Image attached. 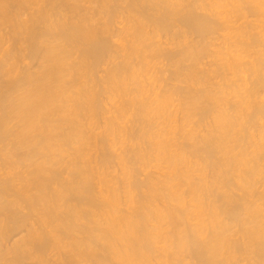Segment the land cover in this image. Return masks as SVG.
<instances>
[{"label": "bare ground", "instance_id": "6f19581e", "mask_svg": "<svg viewBox=\"0 0 264 264\" xmlns=\"http://www.w3.org/2000/svg\"><path fill=\"white\" fill-rule=\"evenodd\" d=\"M9 1L10 0H8V1L7 0H0V18L1 17L3 19L5 18L4 21L12 19L15 22V23H11V26H14V27H12V28H14V30L11 27H8L7 30H5L6 28L4 29V26L0 27L1 28L0 29V51H2V53L0 54V145L4 144L3 146H5V148L10 146V148L8 149L10 151V154H12L11 153L12 150H10V149H13V151H12L13 154L15 153V151L17 154V149H18V147H20L21 151H23V150L25 151V152L23 151L25 155L23 154V152H21V155L23 154L24 157L27 156V158L26 157L25 158L20 157V158L29 159V161H30L31 160L30 158H32L34 160V158L36 159L39 157L40 161L38 160L39 163L35 162L36 166L34 165L35 166L34 170H31L30 169L31 167H30L29 169L23 170L24 172L22 170H21L22 172L21 171H14L13 172L11 170H6V167L3 170L0 167V258H2V259L5 258V260L7 261V263L5 262L6 264H20V263L23 264L22 261H24L26 259H29V262H27L26 264H80L81 261H83V260L85 261L87 259H88L87 263L89 260H91V262L89 261V264H91L93 261L95 264H102V263H105V261L109 263V261H107L108 260L107 257L109 256L110 257L109 260H111L112 262H114V261L111 258H114V259L116 258L115 260L117 261V259H119V260H121V263L123 262L125 264H138V263H140V261L143 262V260L145 261V259L147 261L150 258L151 251H153L154 249L155 250L157 249L155 238H157L158 236H160V237L162 236L161 234H158L159 232H157L155 230L156 228L160 227L158 224L155 225L156 223L153 224L154 220L152 219V217H153V215H155L154 216L155 218L156 217L159 218V220H157L158 218L156 219L157 221L160 222L163 219L164 223H165V219H167L166 223L168 225H171V227H173L172 228L173 231L170 230L171 231L170 235L164 234V236L169 235V237H173V239L171 238L172 240L170 239V242L168 241L169 243H166V244H168V246H169L170 244L174 243V245L176 247L183 248V251H184V249H186V251L188 250L190 253H187V255L191 254L190 257L193 256V258L196 259L195 261H197L198 264H226V263H228L227 261L230 262L228 264H236V263L231 262V261H233V259L231 260V258H233V254H234L233 251L234 250L237 251L238 250L237 248H240V247L242 249V247L244 248L245 246L246 247L244 249L246 252L247 251L253 252L254 254L257 255V258L259 257L258 259L260 262L259 261H258V263L255 262L256 264H259V263L261 264V262H264V208L261 207L263 201L260 203L256 201V200H258V201L262 200L263 199L262 196L264 194L262 195L261 193H258V191L254 192L255 191L254 190L255 188L253 187L254 185L251 187L249 186L250 185L248 182L249 180L248 181L246 180L249 178L246 177V179H245V176L248 173L245 174V176H243L244 178L242 177L243 179L241 178L243 180L242 182L245 183V184H241V185H245V186H246V184H249V185L245 187L246 188L245 190L243 187L239 186L241 189L243 188L244 192L242 191L243 193L239 194L240 196H238L234 192V195L236 194V196H238V197L233 196V194H232L233 190L231 192L230 188L228 190V187H227L225 190L229 191L231 194L224 191V189L220 186L221 190L223 189V192L220 190L221 198L223 200V203H222L223 205L222 206H220V205L214 206L212 204L213 205V207L211 209L212 211L210 210L211 212H209V213H211L210 221L213 222L214 220L217 219L215 221L217 223H215V222L213 223L215 225H213L211 227V228H213V229H210L211 232H209V230L207 232L205 230L206 228H204L203 224H202V226L204 229L202 228V230H201V226H200L201 222L202 223L206 222V221H201L200 220L201 218L198 219L199 217H197L198 220L195 223L194 222L192 223L191 220L189 219L190 216H188V215H190V214H187L188 209H186V207H187V205L185 204L186 200L185 201L183 200L184 202L182 201V199L184 198V197L182 198V196H184V194H183V189L181 191L180 190L181 188L178 185L181 182V180H180V182L178 181V177H179V179H181L180 177H183V179L187 180L190 177L189 176V172H190L189 167L190 166L188 167L186 165V169L188 167V170H186L184 167L179 166L181 161L184 160L183 159L184 158L183 152L181 154L180 152H178L179 150L177 151V149H176V151H177L176 152L174 149H172V148H174L173 145L171 146V144L169 143L170 141H168L169 139L171 141L173 139V137H171V136L169 138L168 135L172 134L170 132L172 131V129H174V126H171L173 128L170 127L171 130H169V128L161 127V125H160L159 128H161V129H159L158 132H155L156 136L159 137L160 139L157 138V140L154 142L155 144L152 143V144H154L153 148L155 150V152H153V153H156V156L158 155L157 158L159 156H161V158H163V160L161 159L162 162L165 163L164 164L162 162H159V165L161 164L164 167L166 166V168H168V169L165 168L164 170L162 169L161 170L162 172H160L161 174L159 176L164 175L166 172L164 173L163 171L168 170L167 171L168 173H166V175H165V177L168 176L167 180L165 178H162V179H165V181H164V183H162V185H161V183L158 184V186H156V183H154L152 181V179L148 180L147 183H143L142 178H141L142 182H139L140 179H138V178L137 179L139 181H135L134 183L131 181L132 182L131 188H133V189L136 188V190H138L140 188L139 190H141V189L143 190L145 187H147V188H145L147 193H145V192L143 193L141 190L140 192H142V193L137 195L138 199L136 198L137 203L135 204L133 201L134 199L132 200V198H130L133 202H130L131 204L126 203L128 206L125 209L121 208L122 206L120 204L124 201H122L120 203L121 200H119L120 197H119V193H118L120 191H117L118 189L116 188L117 187L116 183H114L116 185L115 187H113L114 184L112 186L109 185L110 183L108 184L107 181L109 179H110V181H112L111 178H108V180H107V178L105 180H102L103 178L101 177L102 179H100V177H99L100 175L98 173L97 174H98L99 179H97L95 176L96 172L98 171V170H96L97 166L95 168L94 165H92L90 163L88 164V162L90 160H88L86 162L87 165H90V166H85L86 164H85L84 160H82L80 158H78V160L76 159L77 161H79V159H80L79 163H82V161H83L84 164L82 163L81 166H79L80 164L77 165V163H74V164H76L74 166L69 165L70 167H72V166L73 167L70 170L68 169L69 170V171H67L68 173H65V174H68V175L70 174V176L65 178V181H63L64 175L62 176L63 177L62 178L61 175L63 173L60 174V171H59L63 167L61 169H59V167H61L59 165H58L59 166L58 168L56 166L54 167L51 164L49 165V162H47V160H52V159H49V157H51V156H49L48 152L44 151L46 149H49V150L51 149L49 147L52 146L50 143L53 140L52 138L56 137V141H57V139L59 141V138L62 139V141H68V140H71L73 138L76 141V139H75L76 136L78 138H80V137L82 138V136H84L83 135L85 132L84 130H86L88 128L84 129L82 126V123H81L82 121H80L82 118V117H80V115H81L80 110H82V112L84 110L86 114L88 113V115L89 114L91 115L94 107L96 108L97 104L100 103V102H98L96 104L94 102L96 100L94 98V96L99 94V93H97V94L94 93L95 95L90 94V92H88V90H85V89H87V86L83 88V86L81 84H80V88H78L79 87L78 84H77L78 87L74 86V83L78 80V78L76 79V81L73 80L76 77H78V75H75V71H78L79 69L82 71V69H84L83 67H85V69H86V67L87 68H93L97 64H99V63L101 64V62H105L107 59V61L109 60L108 62H110L112 64V65L109 64L110 67L107 68V72L109 74L107 76H110L111 79L114 78L115 80L113 79V81H117L116 78L119 79V77H121V75H122V72L124 73L125 70L128 69V71H129V68H131L130 64H133L129 61V56L131 54L130 50H132L133 46L135 45V41L137 42L136 44L139 45L138 41L143 42V40H145L147 38L149 41V39L153 36H157V35L160 36L161 32H162L163 37H164V35L175 36L174 34L186 35L188 33H191V34L196 33L197 35H206L207 37H209L210 34L213 35V33H216L220 29H222L221 31H225L223 33L227 34V32H226V30H224V28L226 26H228V24H229L228 22L231 20V24H232L233 20L238 19V18H236V19L232 20L231 17L233 15V13H234V15L237 14L236 17H239V18H241V16L243 17V15L246 16V14L249 11H251V13H253L254 10H258L257 8H259L258 6L261 4L262 1L261 0H222V2H221V0H95L98 2L97 8L99 10H97V11L99 13H102V15L98 18L96 16H95L96 18H94V15H95L94 11H96V10H93V9H92L93 12H91V13H89L90 11L89 12L85 11L84 13H82V11L79 9H82L84 5L82 6L81 4H77L76 2L78 0H34L32 2V3H34L33 6H31L32 4H29L31 6V8L27 5V9H26L25 5L20 6L24 3V0H21V1L20 0H11V4ZM12 1H13V3H12ZM22 1H23V3H21V4L17 3V2H22ZM15 2H16V4H14ZM258 3H259V5H258ZM12 4L15 6L19 5L20 7L19 6L18 7L20 9L23 7L22 9H24V10L25 9L28 10V8H29V10L27 11L28 16L25 15L26 17H21V15H22V13H24V11L22 10L23 12H20L21 10L18 7L15 8V6H14L15 9H14ZM224 4H226V5L228 4V7L224 6ZM9 6H11L10 8L13 9V11H15V10L17 11V12L15 11L16 14L12 13L11 9L8 8ZM81 6H82V8H81ZM221 6H224V8L227 7L226 8L227 10H222V8L220 9L219 7H221ZM229 6H231V7L229 8ZM262 6L263 5H261V7ZM90 7H91V4H90ZM77 8H79V9H77ZM88 8H89V6L86 5L84 10H86ZM9 9L11 12L9 11ZM18 10H20V11H18ZM259 10H261V8ZM262 10H264V7L262 8ZM79 11H81V12H79ZM245 11H246V14H245ZM98 12L96 13L97 15H98ZM263 12H262V14H264ZM254 13H255V11H254ZM11 14H12V17H11ZM22 16H24V15H22ZM117 17L119 18V20L116 21L118 23V25H115L117 23H114L115 22L114 19ZM241 20H242V18H241ZM2 22H3V20H2ZM2 22H0V23H2ZM245 22H239L240 25L244 24V23L245 24L242 26L238 25L239 27H237V29L235 28L236 27L235 26L234 28L236 30L233 28L234 31H236V32H234L235 35H237L239 37L242 36L244 38H242L241 40L239 39V41L236 42V40L234 41L232 39L233 37H231V39L233 40V41L232 40L231 41L233 42L234 48L231 49L230 51L228 49L227 51H229V52L225 51L226 53H229V57H227V58L223 57V59H221L222 61L221 60H219V61L221 62L220 65H221V68L224 69V71L226 69V71H228V72L230 71L232 74L235 75V72H237V73L238 72H246L245 70L248 69L251 72V75L253 73V75L256 76L255 77L256 81L253 80V82L255 81V83H253L254 85L251 86L253 88H250L252 93L250 94L249 91H246V90H248V87H246L247 89L244 90L246 92L243 91L241 93V94H243V93L246 94L247 92H249L248 95L244 94V96L246 97L245 101L242 99L244 104L247 103L249 105L251 103L250 100L253 101L255 99V98H253L252 94H253L254 90L257 89V87H254V86H259V85H260V87L264 86V72L262 74L259 72V71L264 70V57H263L264 55L262 56V54L264 52H261V50H258V49H257L258 50L257 51L255 48H254V51L252 50L253 52H250L251 51L250 47L254 46L256 44V42L261 43L260 37H262L264 35H261V36L258 35L261 33L263 34V32L260 31L261 28H259L260 30L258 29L260 31V33H258L259 31H257V30H256L257 32L256 31L252 32L251 29L254 27L250 28L252 25L250 26V24L247 23L249 21H245ZM236 24H238V21L236 22ZM261 27H263V24ZM229 28H232V25H230ZM2 29L5 30L4 32L7 31L6 35L9 37L12 36L11 37L12 39L15 37V35H17V37H18V35H20L19 40H21L22 44H24V45L23 46L19 45V47L17 45V47H16L15 46L17 43L15 40V39H17V37H16L13 40L14 41L13 44H15L14 48H17V49L14 50L13 46L11 48L10 45H7V47L6 46L3 47V45H5V43L7 41H9V38L5 35V33H2L3 32ZM9 29H10V31H12V30L13 31L10 32ZM172 31H173V33H171ZM8 32H10V33H8ZM221 33H219V34H221ZM162 35H161V37H162ZM221 35H223V34H221ZM181 36H183V35H181ZM227 36H229V35L227 34ZM258 36H260V37H258ZM175 37L177 38L179 36L177 35ZM155 38L157 39V37H155ZM176 38L173 37L172 41H174V39H176ZM228 38H230V37H228ZM228 38H226V39H228ZM163 39H161V40L158 39L157 41L150 42L151 46H152V43L154 44V47H152L153 50H151V48H150V51H153L152 55H154L156 58L157 57H163V59L167 58V60L171 61V59L173 60L174 57L175 58L178 57L179 54H180L179 58L181 57V54H184V55H186V57L184 59L186 61L189 58V56L191 55L190 50L192 51V49H189V48H193V50L196 48L195 44H194L195 48L194 47L188 48L185 46V47H183V49H181L183 44L181 46V44L178 45V43L176 42L177 45L181 47L180 48L181 50L176 49L177 50L176 51V50L172 49V48H175V47H173V45H171L172 47L165 45V44H171L172 41L170 42V38H166L165 41H163ZM222 39H224V36L222 37ZM153 40L154 39H152L151 41H153ZM198 40H200V39H198ZM145 41H147V40H145ZM161 41H163V42H161ZM21 42H18V44H21ZM187 42H189V41H185V43H187ZM211 42L210 43L207 42V43L211 44ZM150 43H148V44L150 45ZM201 43H202V41H201ZM226 43H230V40ZM6 44H8V42ZM144 44L146 46V47L144 46L145 51H147L149 49V47H151V46H148L146 43H144ZM172 44H174V43H172ZM187 44H189V43H187ZM191 45H193V44H191ZM202 45H203V43H202ZM129 46H130V48H129ZM227 46L229 47V45H227ZM147 47H148V49L146 50ZM204 47L206 48L205 45H204ZM251 48H253V47H251ZM135 49H137V46ZM197 49H198V47H197ZM13 50H14V52L16 51L17 54H19L18 56L14 55V58L18 57L17 59H15V61L17 60L16 63H14L13 61H10L12 63H9L10 59H8V62H6L7 58H10L11 52L14 54ZM202 50H204V49L202 48ZM215 51H216V49H215ZM16 52H15V54H16ZM136 52L137 51L135 50V53ZM74 53H77L75 58H77L78 60L74 61L73 59H71V60L69 59L70 60V63H69L68 58H70V56H72V54H74ZM195 53H196V51H195ZM251 53H252V56L254 54L255 55H254V58L252 60H249L248 57H249V55H251ZM149 54H151V53L149 52ZM144 55H148V54H144ZM246 55H248L247 59H244ZM117 57H121V59L118 58V59H120V60H118ZM195 57L196 56H194V58ZM11 58H12V56H11ZM115 58L117 59V61L114 60ZM130 58H131V56H130ZM183 58L184 57L182 56V59ZM194 58L191 55L190 59L194 60ZM190 59H188V60H190ZM33 60H35L34 63H33ZM66 60H68V62ZM131 60H132V58H131ZM142 60H143V58H142ZM180 60L181 59H179V61ZM187 61H186V63H187ZM194 61H196V59ZM17 62L18 63L20 62V63L17 64ZM176 62L178 64L177 60H175L174 63H176ZM200 62L201 61H199V65H200ZM179 63L182 64L183 60L180 61ZM187 64H189V63H187ZM169 65H170V62L168 64V66ZM173 65H175V64H173ZM182 65L185 68L186 64L183 63ZM182 65H181V67H182ZM190 65H189V67L191 68L192 65L191 66ZM193 66H194V64H193ZM193 66L191 69H193ZM259 66H261L260 70H259ZM132 67H133V65H132ZM175 67H177V65H175ZM175 67L173 66L172 70L175 69ZM94 68H93V70H94ZM187 68H188V66L186 65L185 71H187ZM190 68H188V69H190ZM200 68H202V67H200ZM180 69L181 68H179V71H180ZM213 69H215V68H213ZM80 70L78 71V74H81V73H79ZM90 70H92V69H90ZM132 70H133V68H132ZM168 70L170 71V69H168ZM182 70H183V67H182ZM84 71H86V70H84ZM202 71H204V70H202ZM208 71H210V70H208ZM172 72L174 73L175 71L173 70ZM193 72L195 75V73H196L195 69H194V71H192V73ZM205 72H203V73L205 74ZM214 72H216V71H214ZM105 73H106V71H105ZM129 73H130V71H129ZM173 73H172V75H175ZM175 73H177V72H175ZM189 73H191V72H189ZM200 73L202 74L201 71H200ZM200 73L198 75H200ZM231 73H228V74H231ZM237 73H236V75H237ZM86 74H89V73H86ZM131 74H133V73H131ZM186 74H188V73L186 72ZM186 74H185V76L187 78ZM206 74H208V73H206ZM239 74H241V73H239ZM133 75H135V74H133ZM169 75L171 77L170 72H169ZM177 75H178V73H177ZM196 75H197V73H196ZM205 75H203V76H205ZM73 76H74V78H73ZM84 76H85V74H84ZM90 76L91 75H88L87 77H90ZM175 76H174V78H175ZM189 76H191V74ZM203 76H201V77H203ZM67 77H69V78L66 79ZM79 77H81V76H79ZM87 77H86V79H87ZM192 77H194V76H192ZM192 77H190V81H191ZM239 77H241V76L239 75ZM182 78H184V76ZM186 78H184V79L186 80ZM197 78H199V77H197ZM203 78H201V81L205 80L207 77L204 79ZM216 78H218V77H216ZM220 78H222V77L220 76L219 79ZM91 79H93V78H91ZM107 79H108V77H107ZM199 79H197V80H199ZM245 79L247 80V78H245ZM248 79L251 80L252 77L248 78ZM79 80L82 81L81 78ZM166 80H168V79H166ZM132 81L134 82V80H132ZM132 81H131V83H132ZM215 81L217 83L218 79ZM231 81H232V79H231ZM235 81L236 80L234 78V82ZM259 81H261L262 83ZM125 82L126 81H124L123 83H125ZM221 82H222V79H221ZM221 82L219 84H222ZM94 83L95 82H93V84ZM137 83L134 82V84H137ZM200 83L202 84L203 81ZM227 83H228V81H227ZM250 83H251V81H250ZM150 84H152V83H150ZM153 84H154V82H153ZM181 84H183V83H181ZM181 84H180V87H179V84L177 85L176 93L179 90L181 91V89L178 90V87L184 88L183 86L181 87ZM231 84L235 85V83H231ZM98 85H100V84H98ZM105 85H106V83H105ZM116 85H117V83H116ZM154 85H156V84H154ZM172 85H170V86H172ZM224 85L227 87L226 84H224ZM228 85L230 86V83ZM237 85H238V83H237ZM73 86L75 87V89L77 88L76 90L73 88L75 91H73L71 89ZM118 86H121V85L119 84ZM174 86H176V85H174ZM174 86L172 89H175ZM216 86L219 87L218 84H216ZM90 87H91V89H93L92 86H90ZM127 87L125 89H127ZM146 87H147V85H146ZM208 87L209 86H207V88ZM239 87H241V85ZM108 88H110V87H108ZM114 88H115V86H114ZM198 88H199V86H198ZM222 88H224V90H225V87L223 85L221 87V91H224V90H222ZM235 88H237V86ZM235 88H232V89L235 90ZM242 88H240V89H242ZM70 89L73 91V93L69 95L68 93L72 92ZM91 89L89 91H91ZM165 89H162L163 92L164 91L168 92L170 90L168 92L169 94L161 95V96H163L162 98L159 96L161 98L160 100L158 98L156 99V97L154 96L156 101L158 100L157 101L158 104L156 103V106H155L156 109L154 107L151 108L150 104H152V103H150V102L147 103V101H148L147 97L146 98L140 97L143 94L140 96L139 95L137 96V93H139V92H136V91L139 89H134L136 91H133V92H136V93H134V94H136V96L133 95L132 96L133 98H131L128 101H126V99H127V97H126V99H125L126 103H123L122 105H126L128 103L129 104L131 103L130 105L133 106L136 104V107L134 106V108L138 109L136 111H139V113L143 114V116L146 115V116H144V119H146L145 117L148 116L147 115L148 113H150L152 111L154 112V110H157V112L159 114L160 109L164 110L165 107L172 106V104L170 103V96H169L170 94H172V91H171L172 89H169V88L166 90ZM212 89H213V85H212ZM214 89H215V87H214ZM240 89H239V92H240ZM259 89L260 88H258L257 90H259ZM131 90H130V92H132ZM153 90H154V88H153ZM196 90H197V88H196ZM196 90L193 89V91H196ZM198 90L195 93L192 92V90H190L192 92V94L190 92H189V94H187L188 93L187 91H189V90L184 89V91H183V89H182L181 92H187L186 93L187 97L185 96L184 99L188 98L187 100L186 99L182 100L183 102L187 101L186 103L188 105V106L186 105L188 108L186 106H184L187 108L188 111H187V113H185L183 111L184 112L183 116L188 115V117H190L192 115H195V116H198L199 119L205 120V118L209 115L210 118L212 117L211 122H209V124L211 123L212 125L210 124L208 126L209 128L207 127L208 130H206V133H205V135L202 136V139H200V137H199L200 134L197 133L198 134L197 137L200 139V141H202V145L199 148L198 145H200L201 142L198 139V141L200 143L198 144V141H196L198 145L195 143L197 145V146H195L196 149L194 150V147H192L193 148L192 150H194V152L198 151V153L200 152L199 150H203V152L202 151L201 152L203 154L205 152L208 155V156L205 155L206 158L207 157L209 158L211 156H215V154H213V153H216V151H218V152L219 151H221V152L222 151H224V152L228 151L229 152L230 149L234 150V147H236V145H235L236 142L238 143L239 140L242 141L244 138V136H242L240 138L241 131L239 130L240 131L239 132V131L235 130V128H234L235 126H237L236 124H237V119L239 116L233 114L234 109L232 110L233 113H229V111H227L228 109L226 110V108H227L226 105H225V108H223V107L219 108L220 106H222L224 101L221 105L219 103H216V102L221 101L220 99H222L224 97H220V95L218 96V94L221 93V95H223L225 93L218 91V90H216V92H213L214 90L211 91L210 87H209V90L211 92L208 89L204 92L201 89H198ZM126 91H128V89ZM174 91L175 90H173V92ZM180 91L178 93H181ZM114 92H116V91H114ZM258 92L259 91H257V94H258ZM101 93H103V92H101ZM254 93L256 94V91ZM182 94L183 93H181V95ZM131 95H130V97H131ZM144 95H146V93ZM152 95H150V96H152ZM172 95H174V94H172ZM176 95L179 96V94H176ZM225 95H227V93ZM182 96H184V95H182ZM251 96L253 99L251 98ZM68 97H69V100H71V101H69L67 99ZM100 97H102V96L100 95ZM154 97H153V99H154ZM254 97L260 98L259 96L258 97L254 96ZM149 98L152 99V97H149ZM248 98H251V99H248ZM98 99L101 100L100 98H98ZM155 99L149 100V101H155ZM225 99L226 98H224V100ZM261 99L264 101V97H262ZM261 99L259 101H257L258 103H256V102L251 103L253 105L252 110L255 113V114L253 113V116H256L257 113L258 114L261 113V115H262V112L264 111V106H263L264 104L261 103V102H263V101H261ZM145 100H147V101H145ZM167 100H169V101H167ZM239 100H241V99L239 98L238 102H239ZM66 101L71 102V104L69 105V103H68V105H66V104L63 105V103H65ZM236 101H234L233 102L234 104L231 105L232 108H234L233 105H237V104L241 103V102L240 103L237 102L235 104ZM96 102H97V100H96ZM243 102H242V104H243ZM169 103L171 105H168ZM210 103L212 105H210ZM231 103H229V104H231ZM95 104H96V106H95ZM153 104H155V102ZM217 104L220 106H218ZM247 104L245 106H247ZM103 105H104V103H103ZM166 105H168V106H166ZM175 105H176V103H175ZM216 105L218 106L219 109L217 108ZM252 105H249L248 108H246L245 106L244 107H245V109H248V110L250 109V111H251ZM98 106H100V105L98 104ZM149 106H150L151 110H150ZM214 106H216L217 109H214ZM223 106H224V104H223ZM240 106L242 107L241 104H240ZM240 106H237V107H240ZM129 107L130 106H128V108ZM184 107H182V108H184ZM228 107H230V106H228ZM244 107H242V108H244ZM114 108L116 109V107H114ZM128 108L126 110H128ZM148 108H149V110H147ZM135 109L133 110L134 112H135ZM169 109L171 110V108H169ZM106 110H108V107ZM120 110L122 111V109H120ZM166 110H168V109H166ZM116 111H117V109H116ZM179 111H180V109H179ZM250 111H249V113H251ZM169 112H168V114H169ZM85 113L83 112L82 115ZM120 113L119 114L117 113V114L121 115ZM117 114L116 115L113 114V115L116 117ZM133 114H135V113H133ZM141 114H140V116H141ZM168 114H165V115H168ZM211 114H212V116H210ZM94 115H95V113H94ZM94 115H92L91 118H93ZM161 115H163V114H161ZM169 116H171V113ZM175 116H176V114H175ZM123 117H126V116H123ZM155 117H157V115L154 116V118ZM172 117L170 119H172ZM252 117L250 115V118H252ZM83 118H85V117H83ZM149 118H151V117H149ZM149 118H148V120H149ZM162 118H164V117H162ZM244 118H245V116H244ZM129 119H130L129 121H131V118H129ZM135 119H137V118H135ZM179 119L178 120L176 119L175 122L177 123V121H179ZM195 119H196V117H195ZM240 119H241V117H240ZM240 119H238V120H240ZM245 119H247V118H245ZM255 119H253V121ZM110 120H108L109 121L108 124L112 123V122H110ZM116 120L117 119H115V121ZM120 120H118V121H120ZM164 120H165V118H164ZM189 120H191V119H189ZM125 121H126V119H125ZM153 121H154V119H153ZM162 121H163V119H162ZM248 121H249V119H248ZM196 122H199V120ZM201 122H203V121H201ZM201 122H199V123L201 124ZM88 123H90V121ZM147 123L148 124H146V125L150 126L151 129H153V127L150 125V123L149 122H147ZM155 123H157V121L156 122L154 121V124ZM166 123H168V122H165V124ZM183 123L186 124L187 121L183 122ZM86 124L87 123H85V125ZM106 124L107 123H105L103 125L105 126ZM141 124L139 126H141ZM151 124H152V122H151ZM159 124L160 123L158 122V125ZM239 124H241V121ZM248 124H250V123H248ZM252 124L253 123L251 122V125ZM90 125H91V123H90ZM92 125H94V124H92ZM117 125H119L118 122H117ZM142 125H144V121H143ZM133 126H135V125H133ZM147 126H146V128H148ZM195 126L198 127L197 125H195ZM195 126H193V127H195ZM92 127H95V126H91L89 129H91ZM111 127H113V126H111ZM111 127H110V129H111ZM129 127H131V126L128 125V128ZM179 127H180V124H179ZM186 127H188V126L186 125ZM186 127H184L185 131L188 130L187 133H185V135H187L186 139H190L192 137H195L193 139H196V136H194V134H196V132L198 130L194 133L195 130L194 129L191 130V128H192L191 124L189 126L190 130H189V128L186 129ZM245 127L243 126L244 131H246V129L248 128V127H246V128ZM115 128H117V127H115ZM144 128H141V129L143 130ZM198 128L200 129V127H198ZM198 128H195V129H198ZM204 128L207 129L206 127H204ZM92 129H94V128H92ZM123 129H124V127H123ZM154 129H156V128H154ZM154 129H153V131H155ZM157 129H158V127H157ZM95 130H96V128H95ZM103 130L105 132V129H103ZM133 130L134 129L132 128V131H131L132 133L130 132L131 136L133 134V137L134 136L137 137L136 136L137 134L136 133H135L136 135L134 134V132L138 131L137 127L135 128L136 131L134 130V132H133ZM182 130L184 131V129H182ZM53 131H55L54 132V134L56 135L55 137H53V135H54L52 133ZM111 131L113 134L112 129H111ZM111 131L109 130V127H108V132H111ZM120 131H122V130L120 129ZM140 131L141 130H139V133H140ZM145 131H142V132H145ZM235 131L239 132V135H238L239 139L238 140L234 137V135L236 136V133H237V132L235 133ZM99 132H100V130H99ZM99 132H98V134L101 133V132L100 133ZM116 132H117V130H116ZM150 132H152V130H150ZM105 133H107V130ZM114 133H115V131H114ZM125 133H127V132H125ZM174 133H175V131H174ZM176 133H175V135H176ZM85 134H86V132H85ZM143 134L145 135V133H143ZM143 134H141V135H143ZM249 134H251V133L249 132ZM87 135H88V137H90V135L92 136L91 132L86 134V137H87ZM246 135H248V134L246 133ZM262 135L264 136V134H262ZM149 136H147V137H149ZM249 136H251L250 139L253 138L252 135H249ZM94 137H97V135ZM140 137H139V139H140ZM152 137L154 138V136H152ZM232 137H233V139L235 138L236 140L234 139L235 140L234 141L232 139ZM150 138H151V136H150ZM83 139H85V138L83 137ZM94 139H93V141H94ZM99 139L103 140V138H99ZM230 139L232 141H234V144L233 143L230 144V141H229ZM104 140H106V138ZM78 141H80V140L78 139L77 143H78ZM96 141L98 142V140H96ZM110 141H111V139H110ZM176 141L177 140H175V142ZM259 141H260V139L258 141L256 140L257 143ZM263 141L260 142L259 144H262ZM53 142L55 143V139ZM81 142H83V141H81ZM151 142H153V141H151ZM101 143H102V145H104L103 144L104 142H101ZM143 143H145V141H143ZM257 143H254L255 147H256ZM98 144H99V142H98ZM113 144H114V142H113ZM150 144H146V145L149 147ZM193 144L194 143H192V146H193ZM243 144H240V145H243ZM56 145H54L55 148H56ZM135 145H137V143ZM138 145L140 146V143ZM240 145L237 144V146H239V149L241 147ZM262 145H260V146H262ZM60 146H62V145H60ZM91 146H92V144H91ZM139 146L137 148H139ZM96 147H97V148H95L96 150L100 149V148H98V146H96ZM148 147H144V150H145V148L148 149ZM151 147H152V145H151ZM197 147L199 149H197ZM259 147H256V148H258V150H259ZM69 148H70V146H69ZM80 148H82V146ZM103 148L104 147H102V149ZM107 148H108V146H107ZM112 148H113V146H112ZM184 148H186V146ZM242 148L244 149L246 147L243 146ZM260 148L262 149L263 147H260ZM14 149H16V150L14 151ZM83 149H85V147H83ZM86 149L88 150V148H86ZM131 149L133 151L137 150L136 147H135V149H134V147H132ZM246 149H244V150L246 151ZM254 149H253V152L255 151ZM105 150H107V149H105ZM108 150L106 151V153L110 152V151L108 152ZM129 150H127V151L129 152ZM149 150H150V147H149L148 151ZM154 150H151V152ZM171 150H174L175 152L174 151L172 152ZM192 150H191V152H193ZM6 151H7V149H6ZM100 151H101V149H100ZM148 151H147L146 155L149 154ZM55 152H57V151L55 150ZM95 152H97V151H95ZM140 152H142V151H140ZM151 152H150V154H151ZM1 153L3 154V152H1ZM106 153H101V154L103 155ZM236 153H237V151H236ZM257 153H259V152H257ZM57 154H58V152H57ZM57 154L55 153L56 156H57ZM59 154H60V152H59ZM59 154H58V156H60ZM80 154L83 156L82 153H78L79 156H80ZM109 154H111V153H109ZM114 154H115V152L112 155L114 156ZM136 154H135V156H137L136 158L139 160L146 157L145 155L143 157L141 155L139 156ZM9 155L7 153V155H4V156L6 158ZM118 155H120V154H118ZM200 155H202V154H200ZM243 155L244 154H242L241 156H243ZM13 156H15V155H13ZM47 156H48V158H47ZM62 156H64V155H62ZM107 156H108V154L104 155L105 158L102 156L103 157L102 159L106 160L108 158ZM128 156H130V155H128ZM91 157H93V156H91ZM94 157L97 158V156H94ZM100 157L98 159L101 161ZM153 157H152V160H153ZM257 157L259 158V156H257ZM9 158H10V156L8 158H6V160H8ZM20 158H18V159H20ZM61 158H63V157H61ZM83 158H85V157L83 156ZM136 158H134V157L132 158V156H131V158H130V160L132 159L131 163H132L133 159L136 160ZM206 158H204V159H206ZM229 158L230 157H228L227 161L229 160ZM240 158L241 159L238 158L240 160V164H241V161H242V164L245 161H249L246 159L244 160L243 159L244 156H243V158L242 157H240ZM251 158H252V156H251ZM254 158H256V156ZM15 159L13 160L14 162H16ZM18 159H17V162H18ZM58 159L57 160L59 162L60 158H58ZM202 159H203V157H202ZM211 159H212V157H211ZM211 159H210V161H212ZM213 159H214V157H213ZM215 159H216V161H218V157H216ZM57 160H55V164H56ZM104 160H102L101 163H103ZM192 160H193V158H192ZM232 160H233V157H232ZM3 161H5V159ZM13 161L11 160L8 162L10 166H11L10 162H13ZM26 161L27 160H25V162ZM97 161H96V163H97ZM235 161H236V159H235ZM17 162H16V164H18ZM110 162H111V160H110ZM119 162L123 163V159H122V161H119ZM220 162H223V161H220ZM4 163L2 165H4ZM35 163L33 162V164H35ZM106 163H107V161H105V164ZM122 163H121V166L122 165L124 166L125 162H124V164H122ZM213 163H215V162H212L211 164H213ZM14 164H12V165H14ZM33 164L31 163L32 166H33ZM185 164H187V162H185ZM189 164H192V162H190ZM234 164H237V162ZM245 164H246L245 165V167H246L248 162L247 163L245 162ZM117 165H118V163H117ZM225 165H226V163H225ZM10 166L8 168H12ZM99 166H98V168H100ZM143 166H145V165H143ZM147 166L148 165H146L145 167H147ZM219 166H220V164L218 165V167ZM221 166H222V163H221ZM66 167H67V165L65 166V168ZM139 167H140V165H139ZM208 167H212V166L210 165ZM242 167H244V166H242ZM65 168H64V170H65ZM94 168H95L96 172L93 171ZM182 168L184 169V171H189V172L184 173ZM254 168H257L256 165ZM159 169H160V167H159ZM222 169H226V168H222ZM250 169H252V166L247 171L250 172ZM12 170H14V169H12ZM124 170H125V168H123V171ZM148 170H149V168H148ZM219 170H221V169H219ZM242 170L240 169V171H242ZM252 170H251V173H252ZM130 171H129V173H130ZM133 171L136 172L135 167H134V170H132V172ZM141 171H142V169H141ZM146 171H147V168H146ZM152 171H154V170H152ZM65 172H66V170H65ZM125 172H126V170H125ZM246 172L243 171V173H246ZM149 173H148V175H150ZM200 173H198V174H200ZM136 174L138 176V173H136ZM157 174H155V175H157ZM195 175H197V174H195ZM248 175L251 176L250 173ZM59 176L61 177L62 180L60 179ZM107 176H109V175H107ZM239 176H237V179ZM65 177H66V175H65ZM114 177H115V175H114ZM202 177H205V176H202ZM123 178H125V177H123ZM132 178H133V176H132ZM145 178L147 179V177H145ZM176 178H177V180H176ZM130 179L131 178H129L128 180H130ZM137 179L135 178V180H137ZM153 179H154V177H153ZM192 179L194 180V177ZM229 179H233V178H229ZM244 179H245V181H244ZM113 180H115V179H113ZM122 180L124 181L125 179H122ZM218 180H219V176H218ZM156 181H157V179H156ZM225 181H223V182H225ZM246 181H247V183H246ZM118 182H121V181H118ZM159 182H160V179H159ZM161 182H163V181L161 180ZM188 182H189V184H188ZM188 182H187V184L189 186L188 189L192 188V191L189 190L188 192L191 191V193H192L191 195L193 196V194H194V195H196L195 197L197 198L200 187L196 186L195 183H192V180L188 181ZM229 182H231V181L229 180ZM258 182H259V180H258ZM53 183H54V186H52ZM143 184H145V185H143ZM192 184L195 186H193ZM219 184H221V182ZM227 184H228V181H227ZM239 184H240V182H239ZM126 185H127V183H126ZM129 185H131V184H129ZM142 185L145 187H141ZM216 186H218V185H216ZM222 186L224 187V185H222ZM226 186H229V184L226 185V183H225V187ZM202 187H203V184H202ZM231 187H232V185H231ZM247 187H250V190H252V192H253L252 193L250 190H248L249 191V192L247 191L249 193L248 197L250 194L254 195V193H256L257 195L258 194H260V195H258V197H257V195H255L256 199L254 197H250V198H252V200L250 198H246L247 194L245 195V191L247 190ZM252 187H253V189H251ZM49 188L52 190L50 191ZM178 188H180V189H178ZM145 189H144V191H145ZM120 190H122V189H120ZM158 190H159V195L162 192L160 190H164V191L166 190L165 195H164V192H162L163 194L161 193V195L165 196V197L164 196L161 197L162 199L165 198V199H163L164 201L166 200V198H169L170 200L176 199L175 203L178 202L177 204H179L180 206L176 205L175 203H170L168 200V202H166L165 205L168 203L171 205H169V204L166 205L165 209L162 206V208H161L162 210L157 209V208H155L153 210L152 209L153 206H152V208L150 206H151L152 200L154 201V197L156 195L155 193H156V191L158 193ZM210 190H211V188H210ZM212 190H213V188H212ZM214 190H216V187ZM124 191H122L123 194H124ZM127 191H128V188H127ZM127 191H125L126 194L129 192V195L127 196V198L129 196L133 197V195L130 194V192H132L131 189H130V191H128V192ZM216 191L218 192V188ZM236 191H238V190L236 189ZM137 192H139V191H137ZM209 192L210 191H208V193ZM215 192H214V194H215ZM135 193L136 192H134V194ZM191 195H189L190 198H193V197H191ZM253 195H251V196H253ZM157 197H159V196H157ZM157 197H156V199H157ZM214 198H216V196ZM130 199H129V201H130ZM174 200H173V202H174ZM201 200H202V198H201ZM201 200H200V202H201ZM126 201H128V200L126 199ZM212 202L214 203L213 200H212ZM155 203H157V201ZM155 203H154V205H155ZM163 203L161 202L162 205H164ZM256 203H259V204H256ZM158 204H156V205H158ZM200 204H202V203H200ZM181 205H182V207H181ZM196 205H198V204L196 203ZM205 205H207V204H205ZM200 206L201 205H199V207ZM202 206H203V204H202ZM155 207H157V206H155ZM191 210L192 209L190 208V211ZM199 210L198 211L195 210V211L199 212ZM157 211H158V214H155ZM241 211L243 213H241ZM221 212L222 213L224 212L225 214H227L226 217L230 218L231 221H233L234 223L237 222L238 225L240 223V225H241L240 230H241L242 238H240V235H239L240 233L239 234L236 233V234H238V236H235L234 233L232 235H231V233L228 234L227 231L230 230L232 232L233 230H235L237 224L235 223V225L233 226L234 229L232 228L233 230H231V228H229V226H227V225L229 224L231 227V225H233V224L231 222H229L230 219L229 220L225 219V221H228V223L223 221L224 219L221 220L219 218V215ZM194 214H196V213H194ZM202 214L199 213V215H202ZM94 217H96V218H94ZM98 217H100V218L98 219ZM101 217H103V218H101ZM224 218H225V216H224ZM100 219L101 220L103 219V220L101 221ZM151 220H153L152 224L149 223ZM203 220H205V219H203ZM210 224H212V223H210ZM240 225H239V227H240ZM163 226L166 227V225H162V227ZM150 228H155V229H153V231L155 230L156 233H154L153 231L151 232L150 230H152V229H150ZM166 228L171 229V228H169V226ZM203 230H205L204 231L205 235L203 234ZM168 231H166V232H168ZM170 231H169V233H170ZM235 231L237 232V230H235ZM166 232H164V233H166ZM208 233H210V234H208ZM75 234H76V236H75ZM77 235H78V237H77ZM229 235H231V237L234 235L238 241L236 240V238L235 239H234V237L231 238ZM164 236H162V237H164ZM160 237H158L157 240L159 239V241H160V239H162V237L161 238ZM166 238H168V237H166ZM166 238H164V239H166ZM238 238H240V240ZM168 239H166V240H168ZM244 239L246 240V244H245ZM241 240L244 241V244H242L244 246L241 245V242H243ZM239 241H241V242L239 243ZM96 243L100 244L101 251L102 252L106 251V253H108V256L107 255H98L97 253L94 252V250L92 249V245L96 244ZM163 244L160 243V245L163 246L162 248H164V245H165V244L164 245ZM67 245H69L71 247V249L69 250V253L67 254V252H65L67 250H65L64 251L65 254L63 253L64 254L63 257L62 258L59 257L62 255L61 254L62 252H60L61 249ZM170 246L172 247L173 245H170ZM1 247H3V248H1ZM176 247H175L176 251L182 250V249H178V248H177L178 249L177 250ZM98 248L99 247H96L97 250H98ZM100 248H99V250H100ZM63 249H62V251H63ZM94 249H95V246H94ZM241 249H239L238 251L240 252ZM244 249H242V250L244 251ZM159 250H160V248H159ZM243 251H242V253H243ZM161 252H162V250H161ZM173 252L175 253V251H172V253ZM179 252H177V253H179ZM155 253H156V251H155ZM157 253H160V252H157ZM169 253L170 252L168 251V254ZM172 253H170V254H172ZM240 253H238L239 254L238 256H240ZM7 254H11V256L8 257ZM175 254H173V255H175ZM245 254H247V253H245ZM245 254H244V256H246ZM153 255L151 258H153ZM157 256L155 255V257H157ZM160 256H162V255H160ZM163 256L165 258L166 255H163ZM236 258L238 259L239 257H236ZM240 258L237 261H240ZM161 259H163V258H161ZM166 259H168V258H165L164 260H166ZM171 259H173V258H171ZM184 259H186V258L183 257V261L185 262ZM244 259H246V258H244ZM58 260H59V262H58ZM164 260L162 262H164ZM181 261H182V259H181ZM162 262H160V264ZM174 262H177V261L174 260ZM234 262H235V259H234ZM1 263H2V261H1ZM84 263H86V262H84ZM119 263H120V261H119ZM119 263L117 261V262H114L113 264H119ZM171 263H173V261ZM178 263H179V260H178ZM255 263H252V264H255ZM109 264H111V262ZM162 264H170V263L168 260H166L165 263H162ZM181 264H182V262H181Z\"/></svg>", "mask_w": 264, "mask_h": 264}, {"label": "rangeland", "instance_id": "374dc122", "mask_svg": "<svg viewBox=\"0 0 264 264\" xmlns=\"http://www.w3.org/2000/svg\"><path fill=\"white\" fill-rule=\"evenodd\" d=\"M8 1V0H7ZM21 1V0H20ZM34 0H24V3H23V1L22 2H17V3H19V4H21V3H23L22 5H20V6H23V5H25L26 6V9H27V5L31 8V6H33V4L34 3H32ZM262 1V2H261ZM260 2H261V4L259 5V3H258V7L259 8H257L258 10H254L255 11V13H254V11H253V13H251V11H247L248 13V15L246 14V11H245V14H246V16L245 15H243V17L241 16V18H242V20H241V18H239V17H236V15L237 14H235L234 15V13H233V15H232V20L233 19H236V18H238L237 20H233V22H232V24H231V20L227 23L228 24V26H226L225 28H224V30H226V32H227V34L229 35V36H227V34L226 33H223V32H225V31H221L222 29H220L219 31H217L216 33H213V35L212 34H208L209 35V37H207L206 35H197L196 33H188V34H186V35H184V34H177L179 37H175V36H177L176 34H174L175 36H173V35H164V37H163V35H162V32H161V34H160V36L159 35H157V36H153V37H151L150 39H149V41H148V38L147 39H145V40H147V41H145V40H143V42L144 43H146L148 46H151V43L150 42H154V41H157L158 39H163V41H165V39L166 38H170V42L173 40V37L174 38H176V39H174V41H172L171 42V44H165L166 46H170V47H172L171 45H173V47H175V48H172L173 50H176V49H180L181 47L180 46H178V45H180L181 44V46H182V44H183V46H182V48L181 49H183V47H194V44H195V49L193 50V48H189V49H192V51L190 50V52H191V55H192V57L194 58V56H196L195 58H194V60L196 59V61H194L193 59H190L191 58V55L189 56V58L188 59H190V60H186L187 61V63H189V64H187L186 63V61L184 60L185 59V57H186V55H184V54H181V57L179 58V56H180V54H179V56L178 57H174V61L171 59V61H169V60H167V58H164L163 59V57H155L154 55H152V53H153V51H150V48H151V50H153V48L152 47H154V44L152 43V46L151 47H149V49H148V47L146 48V50L147 51H145V44L142 42V41H138V44L139 45H137L136 43V41H135V45L133 46V48H132V50H130V56H131V58H132V60H131V58H130V56H129V61L131 62V63H133V64H130V66H131V68H129V71H130V73H129V71H128V69L127 70H125L124 71V73L122 72V75H121V77H119V79H117L116 78V80L119 82H117V81H113V79H111V77L110 76H107V75H109L108 74V72H107V68H109L110 67V65H112L110 62H108L107 61V59H106V61L105 62H101V64L99 63V64H97L96 66H94L93 68H94V70H93V68H87L86 67V69H85V67H83L84 69H82V71L80 70V72L79 73H81V74H78V71H75V75H78V77H76L75 75V79H73V80H75L76 81V79L78 78V80L74 83V86H76V87H78V88H80V84L83 86V88L84 87H86L87 86V89H85V90H88V92H90V94H93V95H95L94 93H99L102 97H100V95L99 94H97V95H95L94 96V98L97 100V102H96V100L94 101L96 104L98 103V102H100V103H98L100 106H98V104H97V106H96V104H95V106H96V108L94 107V109H93V112L95 113V115H94V113L92 112V114L90 115H88V113L86 114L85 113V111L83 110V112L85 113V114H83L82 115V110H80L79 112H80V117H82L81 118V120L80 121H82L81 123H82V126H83V128L84 129H86V128H88V129H86V130H84L85 132H86V134H88V133H90L91 132V134H92V136L90 135V137H88V135H87V137H86V134H85V132H84V136H82V138L80 137V138H78L77 136L75 137V139H76V141L73 139H71V140H68V141H62V139H60L59 138V141H58V139H57V141H56V135L54 134V132L55 131H53L52 133L54 134H52L53 135V137H55V138H52L53 140L50 142L51 143V147H49V148H51L50 150L49 149H46V150H44L45 152H48L49 153V156H51V157H49V159H52V160H47V162H49V165L51 164V165H53L54 167L56 166L57 168L59 167V166H61V167H59V169H61L62 167V169L61 170H59L60 171V174H62L61 175V177L64 175V179H63V181H65V178H67L68 176H70V174L68 175V174H65V173H68L67 171H69L74 165H76V164H74V163H77V165H79V166H81L82 165V163L84 164V162H85V166H90V165H87V161L88 160H90L89 162H88V164L90 163V164H92V165H94L95 166V168H96V166H97V168H98V166L100 167V168H96V170H98L97 172L95 171V168L93 169V171H95L96 172V178L97 179H99V177H100V179H102V180H105L106 178H107V180H108V178H111V180L112 181H110V179L107 181V183L109 184V185H113L114 183H116V185H117V191H120V192H118L119 193V197H120V199L119 200H121L120 201V203L122 202V201H124V202H122L120 205L122 206H120L121 208H123V209H125V208H127V204L126 203H130V202H133L134 201V203L136 204L137 202H136V198L138 199V194H140V193H147V191H146V189L145 188H147V187H145V186H143V185H145V184H143L141 187H145L144 189H145V191H144V189L142 190V192H140L141 190H136V188L135 189H133V188H131L132 187V182L134 183L135 181H139L138 179H140V181L139 182H142L141 181V178L143 179V183H147V181L148 180H151L152 179V181L154 182V183H156V186H158V184H160L161 183V185H162V183H164V181H165V179L167 180V178H168V176H166L165 177V175H166V173H168L167 171L168 170H165V171H163L164 173V175H161V176H159L161 173L160 172H162L161 170L163 169H165L166 168V166L164 167L163 165H159V162H162V160H163V158H161V156H159L158 158H157V156H156V153H153V152H155V150H154V148H153V145L155 144L154 142L157 140V138L158 139H160L159 137H157L156 136V133L155 132H158L159 131V129H161V128H159L160 127V125H161V127H167V128H169V130H171V128H173V127H171V126H174V129H172V131L170 132V133H172V134H169L168 135V137L170 138V136L171 137H173V139H172V141L169 139L168 141H170L169 143L171 144V146L173 145V147L174 148H172V149H174L175 151H176V149H177V151L178 152H180L181 154H182V152H183V159L185 160H183V161H181V165L179 164V166L180 167H184L185 169H186V165L189 167V171H184V169H183V172L184 173H188L189 172V180L188 181H191L192 180V183H195V185L196 186H199L200 188V190H199V193H198V197L196 198L195 196L196 195H194L193 194V196L191 195L192 193H191V191H192V188L191 189H188L189 188V186H188V184H189V182L187 181V180H185V179H183V177H180L181 179H179V177H178V181L180 182V180H181V182L178 184L179 186H180V188H178V189H180L181 191H182V189H183V194H184V196H182V201L184 200H186L185 201V204L187 205V207H186V209H188V213L187 214H190V215H188V216H190L189 217V219L191 220V222L193 223H195V222H197V220L198 219H200L201 221H206L205 223H202L201 221V230H202V228H203V226H204V228H206L205 230L208 232V230H209V232H211L210 231V229H213V228H211L213 225H215V224H213L216 220H214L213 222H211L210 221V219H211V217H210V215H211V213H209V212H211L212 210V207H213V205L214 206H222L223 204V200H222V198H221V193H220V190H221V187L224 189V191H226L225 189L228 187V190H229V188L231 189L230 191L232 192V190H233V192H232V194H233V196H235V197H238V196H240L239 194H242L244 191H243V188H244V190L246 189L245 187L246 186H248L249 184V186L251 187V186H253L255 189V191L254 192H256V191H258V193H261L262 195L264 194L263 192H264V136L262 135V134H264V111L262 112V115H261V113H257L256 114V116H253V113H254V111L252 110L253 109V105L251 104V103H254V102H256V103H258L257 101H259L262 97H264V86L262 87H260V85L259 86H254V87H257V89L258 88H260L259 90H257V89H255L254 90V92L256 91V94L253 92V94H252V96H253V98H255L253 101L252 100H250L251 101V103L249 104V105H252V108H251V111H250V109L248 110V109H245V107L246 108H248V104L247 103H245L244 104V102L242 101V99L245 101V96H244V94L245 93H243V94H241L244 90H246L247 88L246 87H248V90H246V91H249L250 92V94L252 93V91L250 90V88H253V87H251V86H253L254 84L253 83H255V77L256 76H254L253 75V73H252V75H251V72L248 70V69H246L245 71L246 72H235V75H236V73H237V75L235 76L234 74H232L230 71L228 72V71H226V69H225V71H224V69L223 68H221V62L219 61V60H221V59H223V57L224 58H227V57H229V53H226L225 51H227L228 49H229V51L231 50V49H233L234 47H233V40L235 41L236 40V42L237 41H239V39L241 40L242 38H244V37H239V36H237V35H235V33L234 32H236V31H234V29L236 28L237 29V27H239L238 25H240V23L239 22H245V21H249V22H247L248 24H250V28H252V27H254V28H252L251 29V31L252 32H255L256 30L257 31H259L260 29L259 28H261V32H263V34L261 33V34H258V35H264V14H262V12L264 11V10H262V8L264 7V0H261ZM10 2V4H11V0L9 1ZM79 2V3H78ZM221 2H222V0H221ZM12 3H13V1H12ZM77 4H81L82 6H83V8H82V6H81V8L82 9H79V8H77V9H79V10H81L82 11V13H84L85 11H90L89 13H91V12H93V10H96V11H94V13H95V15H94V18H98V17H100L101 15H102V13H99L97 10H99L98 8H97V5H98V2L97 1H95V0H78L77 2H76ZM83 3V4H82ZM14 4H16V2L14 3ZM29 4H32L31 6L29 5ZM88 5L89 6V8L88 9H86V10H84L85 9V7H86V5ZM90 4H91V7H90ZM9 5V4H8ZM13 5V4H12ZM18 5V4H17ZM230 5V4H229ZM261 5H263L262 7H261ZM14 6L15 5H13V8H14ZM19 6V5H18ZM18 6H15V8H17ZM19 6V7H20ZM80 6V5H79ZM93 6V7H92ZM96 6V7H95ZM224 6H227L228 7V4L226 5V4H224ZM224 6H221V7H219L220 9L222 8V10H227L226 8H224ZM11 6H9L8 8H10ZM18 7V8H19ZM231 6H229V8H230ZM14 8V9H15ZM23 8V7H22ZM20 9V10H18V11H20V12H23L24 11V13H22V15H24V16H22L21 15V17H26V16H28V14H27V11L29 10V8H28V10H24V9ZM228 8V9H229ZM233 8V7H232ZM261 8V10H259ZM11 9V8H10ZM10 9H9V11H10ZM93 9V10H92ZM23 10V11H22ZM11 11H12V13L13 14H16L15 13V11H13V9H11ZM10 11V12H11ZM26 11V12H25ZM81 11H79V12H81ZM17 12V11H16ZM98 12V15L96 14ZM264 13V12H263ZM261 14V15H260ZM26 15V16H25ZM256 17H255V16ZM263 15V16H262ZM96 16V17H95ZM239 16V15H238ZM259 16V17H258ZM10 17V16H9ZM11 17H12V14H11ZM235 17V18H234ZM246 17V18H245ZM249 18V19H248ZM258 18V19H257ZM258 21H257V20ZM0 22H2V20H3V22L2 23H0V27L2 26H4V29L5 30H7L8 29V27H14V26H11V23H15L14 22V20H6V21H4L5 20V18L3 19L2 17L0 18ZM115 20V22L114 23H117L116 21H118L119 20V18L117 17V18H115L114 19ZM245 20V21H244ZM13 21V22H12ZM238 21V24H236V22ZM253 21V22H252ZM10 22V23H9ZM253 24H252V23ZM258 22V23H257ZM246 23V22H245ZM244 23V24H245ZM244 24H241L240 26H242V25H244ZM247 24V25H248ZM259 24V25H258ZM262 24H263V27H261L262 26ZM7 25V26H6ZM115 25H118V23L117 24H115ZM230 25H232V28H229L230 27ZM234 25V26H233ZM236 26V27H235ZM260 26V27H259ZM235 27V28H234ZM10 28V29H11ZM234 28V29H233ZM1 29V28H0ZM10 29H9V31H10ZM13 30H14V28H12ZM231 31H230V30ZM235 29V30H236ZM259 29V30H258ZM3 30V29H2ZM5 30H3V32L2 33H5V35L7 34V31L6 32H4ZM12 30V31H13ZM229 30V31H228ZM12 31H10V32H12ZM174 31V30H173ZM173 31L171 32V33H173ZM256 31V32H257ZM260 31L258 32V33H260ZM10 32H8V33H10ZM222 32V33H221ZM219 33H221V34H223V35H221V34H219ZM17 34V33H16ZM196 34V35H195ZM9 35V34H8ZM22 35V34H21ZM161 35H162V37H161ZM181 35H183V36H181ZM192 35V36H191ZM196 37H195V36ZM7 36V35H6ZM14 36V35H13ZM171 36V37H170ZM173 36V37H172ZM181 36V37H180ZM188 36V37H187ZM224 36V39H222V37ZM260 36H258V37H260ZM8 38H9V41H7L8 42V44H6L5 43V45H3V47L4 46H6L7 47V45H10L11 46V48H12V46H13V49L15 50V49H17V48H14L15 46L17 47V45H18V47H19V45H24V44H22V42H21V40H19V37H20V35H18V37H17V35H15V37L14 38H16L17 37V39H15L16 40V45L15 44H13L14 43V38L12 39L11 37H9V36H7ZM155 37H157V39L155 38ZM166 37V38H165ZM187 37V38H186ZM228 37H230V38H228ZM231 37H233L232 39H231ZM172 38V39H171ZM183 38V39H182ZM226 38H228L229 40H230V43H226V42H228L229 40L228 39H226ZM238 38V39H237ZM246 38V37H245ZM21 39V38H20ZM152 39H154L153 41H151ZM156 39V40H155ZM198 39H200V40H198ZM259 39V38H258ZM262 39V40H261ZM12 40V41H11ZM159 40V41H160ZM177 40V41H176ZM206 42H205V41ZM228 40V41H227ZM232 40V41H231ZM264 36H262V37H260V41H261V43L260 42H256V44L254 45V46H251V47H253V48H251L250 47V49H251V51L250 52H253L254 51V48L257 50H261V52H264L263 50H264ZM163 41H161V42H163ZM169 41V40H168ZM185 41H189V42H187V43H189V44H187V43H185ZM198 41V42H197ZM201 41H202V43H203V45H202V43H201ZM212 41V42H211ZM225 41V42H224ZM18 42H21V44H18ZM141 42V43H140ZM178 43V45H177V43ZM184 42V43H183ZM207 42H211V44H209V43H207ZM235 42V43H236ZM148 43H150V45L148 44ZM172 43H174V44H172ZM205 43V44H204ZM213 43V44H212ZM13 44V45H12ZM26 44V43H25ZM176 44V45H175ZM187 44V45H186ZM191 44H193V45H191ZM197 44V45H196ZM226 44V45H225ZM258 44V45H257ZM15 45V46H14ZM175 45V46H174ZM190 45V46H189ZM200 45V46H199ZM204 45L206 46V48L204 47ZM211 45V46H210ZM227 45H229V47L227 46ZM9 46V47H10ZM136 46H137V49H135L136 48ZM145 46V47H144ZM21 47V46H20ZM142 47V48H141ZM197 47H198V49H197ZM239 47V46H238ZM258 47V48H257ZM129 48H130V46H129ZM201 48V49H200ZM202 48L204 49V50H202ZM260 48V49H259ZM137 51L136 53H135V50ZM140 49V50H139ZM180 49V50H181ZM215 49H216V51H215ZM14 50H13V52H14ZM219 50V51H218ZM253 50V51H252ZM257 50V51H258ZM132 51V52H131ZM140 51V52H139ZM145 51V52H144ZM177 51V50H176ZM195 51H196V53H195ZM229 51H227V52H229ZM16 52V51H15ZM15 52H14V54L11 52V56H12V58H11V56H10V58H7V61L6 62H8V59H10L9 60V63H12V62H10V61H13L14 63H16V61H15V59H17V58H14V55L15 56H18L19 54H17V52H16V54H15ZM149 52L151 53V54H149ZM218 52V53H217ZM221 52V53H220ZM2 53V51H0V54ZM76 54L77 53H74V54H72V56H70V58H68V60L70 59H73L74 61L75 60H78L77 58H75L76 57ZM144 54H148V55H144ZM197 54V55H196ZM200 54V55H199ZM254 54V53H253ZM75 55V56H74ZM152 55V56H151ZM194 55V56H193ZM255 55V54H254ZM254 55L252 56V53H251V55H249V57H248V59L249 60H252L253 58H254ZM264 55V53L262 54V56ZM134 56V57H133ZM142 56V57H141ZM146 56V57H145ZM154 56V57H153ZM182 56L184 57L183 59H182ZM247 56L248 55H246L245 56V58L244 59H247ZM73 57V58H72ZM202 57V58H201ZM264 57V56H263ZM75 58V59H74ZM118 58H120L121 59V57H117V59ZM134 58V59H133ZM142 58H143V60H142ZM146 58V59H145ZM148 58V59H147ZM155 58V59H154ZM12 59V60H11ZM117 59L115 58L114 60L115 61H117ZM120 59H118V60H120ZM166 59V60H165ZM179 59H181L180 61H182L183 60V63L184 64H186L187 66H188V68H190L189 67V65L191 64L192 66H193V64H194V66H193V69H191L192 68V66H191V68L190 69H188L187 68V71H185L186 70V65H185V68H184V66L182 65V64H180L179 62ZM217 59V60H216ZM68 60H66L67 62H68ZM70 60H69V63H70ZM72 60V61H73ZM151 60V61H150ZM175 60H177L178 61V64H177V62L176 63H174L175 62ZM71 61V62H72ZM134 61V62H133ZM166 61V62H165ZM170 62V65L168 66V64H169V62ZM199 61H201L200 62V65H199ZM222 61V60H221ZM35 62V60H33V63ZM194 62V63H193ZM197 62V63H196ZM20 63V62H19ZM18 62H17V64H19ZM108 64V65H107ZM110 64V65H109ZM136 64V65H135ZM173 64H175V65H177V67H175V65H173ZM132 65H133V67H132ZM180 65V66H179ZM181 65H182V67H183V70H182V67H181ZM199 65V66H198ZM217 65V66H216ZM172 66V67H171ZM173 66L175 67V69H173L175 72H177L178 73V75H177V73H173L172 71V68H173ZM220 66V67H219ZM171 67V68H170ZM200 67H202V68H200ZM220 69H219V68ZM261 66H259V70L261 69L260 68ZM132 68H133V70H132ZM179 68H181L180 69V71H179ZM204 68V69H203ZM213 68H215V69H213ZM263 68V67H262ZM33 69V68H32ZM88 69V70H87ZM90 69H92V70H90ZM168 69H170V71L168 70ZM178 69V70H177ZM194 69H195V72L197 73V75H196V73H195V75H194V72L192 73V71H194ZM210 70V71H208V70ZM84 70H86V71H84ZM163 70V71H162ZM172 70V71H171ZM192 70V71H191ZM202 70H204V71H202ZM223 70V71H222ZM94 71V72H93ZM105 71H106V73H105ZM171 73V77H170V75H169V72ZM183 71V72H182ZM191 72V73H189V72ZM200 71L202 72V74L200 73ZM206 71V72H205ZM214 71H216V72H214ZM83 72V73H82ZM93 72V73H92ZM186 72L190 75L191 74V76H189L188 74H186ZM203 72H205V74L206 73H208V74H204ZM210 72V73H209ZM220 72V73H219ZM231 73V74H228V73ZM261 74L264 72V70H262V71H259ZM77 73V74H76ZM86 73H89V74H86ZM131 73H133V74H135V75H133V74H131ZM172 73L173 74H175V75H172ZM200 73V75H198ZM239 73H241V74H239ZM244 73V74H243ZM83 74V75H82ZM84 74H85V76H84ZM129 76H128V75ZM185 74L187 75V78H186V76H185ZM225 74V75H224ZM260 74V75H261ZM88 75H91L90 77H87ZM106 77H105V76ZM126 75V76H125ZM184 76V78H186V80L184 79V78H182L183 76ZM203 75H205V76H203ZM208 75V76H207ZM218 75V76H217ZM233 75V76H232ZM239 75L241 76V77H239ZM243 75V76H242ZM245 75V76H244ZM249 75V76H248ZM256 75V74H255ZM74 76H73V78H74ZM79 76H81V77H79ZM125 78H124V77ZM174 76H175V78H174ZM178 76V77H177ZM192 76H194V77H192ZM201 76H203L204 78H206L205 80H202L203 81V83L201 84L200 82H202L201 81V78H203V77H201ZM211 76V77H210ZM222 77V78H220L219 79V77ZM227 78H225V77ZM262 76V75H261ZM86 77H87V79H86ZM107 77H108V79H107ZM123 77V78H122ZM173 77V78H172ZM190 77H192L191 78V81H190ZM197 77H201L200 79L199 78H197ZM216 77H218V78H216ZM224 77V78H223ZM230 77V78H229ZM239 79H238V78ZM244 77V78H243ZM252 77V79L250 80V79H248V78H251ZM69 77H67L66 79H68ZM81 78V80L83 81H80L79 79ZM91 78H93V79H91ZM123 80H122V79ZM133 78V79H132ZM135 78V79H134ZM170 78V79H169ZM179 78V79H178ZM196 78V79H195ZM203 78V79H204ZM211 78V79H210ZM234 78H235V82H234ZM245 78H247V80L245 79ZM254 78V79H253ZM105 81H103V80ZM107 79V80H106ZM166 79H168V80H165ZM182 79V80H181ZM186 81H184V80ZM197 79H199V80H197ZM218 79V81H217V83H216V81L215 80H217ZM221 79H222V82H221ZM231 79H232V81H231ZM263 79V78H262ZM86 80V81H85ZM115 80V79H114ZM132 80H134V82H138L137 84H134V82L132 81ZM141 80V81H140ZM155 80V81H154ZM177 80V81H176ZM182 82H181V81ZM211 80V81H210ZM224 80V81H223ZM231 82H230V81ZM246 80V81H245ZM253 80H255L254 82H253ZM79 81V82H78ZM92 81V82H91ZM124 81H126L125 83H123ZM131 81H132V83H131ZM165 81V82H164ZM170 81V82H169ZM196 81V82H195ZM215 81V82H214ZM227 81H228V83H227ZM250 81H251V83H250ZM81 82V83H80ZM90 82V83H89ZM93 82H95L94 84H93ZM114 82V83H113ZM153 82H154V84H156V85H154L153 84ZM190 82V83H189ZM192 82V83H191ZM198 82V83H197ZM222 83V84H219V83ZM226 82V83H225ZM247 82V83H246ZM259 82H261V81H259ZM84 83V84H83ZM105 83H106V85H105ZM116 83H117V85H116ZM143 85H142V84ZM150 83H152V84H150ZM170 85H172V86H170ZM181 83H183V84H181ZM187 83V84H186ZM196 83V84H195ZM230 83V86L228 85ZM231 83H235V85H233V84H231ZM237 83H238V85H237ZM262 83V82H261ZM77 84H78V86H77ZM98 84H100V85H98ZM121 85V86H118V85ZM123 84V85H122ZM179 84V87H180V84H181V87L183 86L184 88H179L178 87V90L179 89H181V91H182V89H183V91H184V89L185 90H189V91H187V92H181L180 90V92L181 93H183L182 95H184V96H182L181 95V93H178L179 91H177V93H176V87H177V85ZM186 84V85H185ZM195 84V85H194ZM216 84H218V86L219 87H217L216 86ZM224 84H226L227 85V87L224 85ZM243 84V85H242ZM247 84V85H246ZM259 84V83H258ZM92 86V88L93 89H91V87L90 86ZM105 85V86H104ZM125 85V86H124ZM138 85V86H137ZM141 85V86H140ZM146 85H147V87L149 88H147L146 87ZM152 85V86H151ZM154 85V86H153ZM174 85H176V86H174ZM193 85V86H192ZM212 85H213V89H212ZM222 85L225 87V90H224V88H222V90H224V91H221V87H222ZM241 85V87H239ZM72 87L71 89L73 90V91H75L76 89H75V87ZM81 86V87H82ZM90 88H89V87ZM114 86H115V88H114ZM124 86V87H123ZM128 86V87H127ZM145 88H143V87ZM151 86V87H150ZM173 86L175 87V89H172L173 88ZM198 86H199V88H198ZM207 86H209L210 87V89H211V91L212 90H214L213 92H216V90H218V91H221V92H223V93H227V95H225V94H223V95H221V93H219L218 94V96L220 95V97H224V98H226L225 100H224V98H222V99H220L221 101H219V102H216V103H219L220 105L223 103V101H224V106H223V104H222V106H220V105H218V106H220L219 108H225V105H226V110L227 111H229V113H233L232 112V110L234 111V113L233 114H235V115H237V116H239L238 117V119H240V117H241V119L240 120H238L237 119V126H235L234 128H235V130H237V131H241V134H240V138L242 137V136H244V138H243V140L242 141H240L239 140V142L237 143L236 142V147H234V150L232 149H230L229 150V152L227 151V152H224V151H216V153H213V154H215V156H211L212 157V159H211V157H207L206 158V156H208L205 152H204V154L202 153L203 152V150H199L200 152L198 153V151H196V152H194V150L196 149L195 148V146H197L200 142V145H198L199 146V148H200V146L202 145V141H200V139H202V136L203 135H205V133H206V130H208V126L211 124H209V122H211V119H212V117L210 118L209 117V115L205 118V120L204 119H199V117L198 116H195V115H192V116H190V117H188V115L187 116H183V114H184V112L185 113H187V101H185V102H183L182 100H187L188 98H185L184 99V97L186 96L187 97V94H189V92L192 94V92H197V90L198 89H201V90H203V92L204 91H206L207 89L209 90V87L207 88ZM232 86V87H231ZM237 86V88H235ZM108 87H110V88H108ZM127 87V89H128V91H126L127 89H125ZM134 87V88H133ZM142 87V88H141ZM171 87V88H170ZM194 87V88H193ZM214 87H215V89H214ZM239 87V88H238ZM243 87V88H242ZM75 90H74V89ZM89 88V89H88ZM96 88V89H95ZM106 88V89H105ZM114 88V89H113ZM124 88V89H123ZM152 88V89H151ZM153 88H154V90H153ZM172 89L171 91H172V94H174V95H172V94H170L169 96H170V103L172 104V106H168V105H171L170 103L168 104V105H166V106H168V107H165V109L163 110V109H160V112H159V114H158V112H157V110H154V112L152 111V112H150V113H148L147 115V117H145L146 119H144V116H146V115H144L143 116V114H141V113H139V111H136V110H138V109H135L134 108V106L136 107V104L135 105H130L129 103L128 104H126V105H122L123 103H126L125 102V99H126V97H127V99H126V101H128V100H130L131 98H133L132 96L133 95H135L136 96V94H134V93H136V92H139V93H137V96L139 95H142V96H140V97H147V99H148V101L147 100H145V101H147V103H152V104H150L151 105V108H155V106H156V103H157V101H156V99L158 98L159 100L163 97V96H161V95H166V94H169L168 92L170 91H168V92H166V91H164L163 92V90L162 89ZM196 88H197V90H196ZM206 88V89H205ZM232 88H235V90H233ZM240 88H242V89H240ZM70 89V90H71ZM91 89V91H89ZM98 89V90H97ZM103 89V90H102ZM123 89V90H122ZM132 89V90H131ZM134 89H139V90H134ZM147 89V90H146ZM165 89V90H166ZM193 89H195L196 91H193ZM230 89V90H229ZM237 89V90H236ZM239 89H240V92H239ZM71 90V91H72ZM108 90V91H107ZM110 90V91H109ZM125 90V91H124ZM130 90L132 91V92H130ZM142 90V91H141ZM161 90V91H160ZM173 90H175L174 92H173ZM190 90H192V92L190 91ZM73 91L72 92H70V93H68L69 95L70 94H72L73 93ZM96 91V92H95ZM112 91V92H111ZM114 91H116V92H114ZM133 91H136V92H133ZM158 91V92H157ZM199 91V90H198ZM210 91V90H209ZM210 91V92H211ZM229 91V92H228ZM231 91V92H230ZM238 91V92H237ZM246 91H244V92H246ZM257 91H259L258 92V94H257ZM101 92H103V93H101ZM150 92V93H149ZM162 92V93H161ZM201 92V91H200ZM249 92H247L245 95H248V93ZM146 93V95H144ZM156 93V94H155ZM159 93V94H158ZM161 93V94H160ZM171 93V92H170ZM187 93V94H186ZM229 93V94H228ZM236 93V94H235ZM239 95H238V94ZM131 95V97H130V95ZM153 94V95H152ZM155 94V95H154ZM176 94H179V96L178 95H176ZM186 94V95H185ZM261 94V95H260ZM66 95V94H65ZM148 95V96H147ZM150 95H152V96H150ZM158 97H157V96ZM233 95V96H232ZM237 95V96H236ZM134 96V97H135ZM156 97V99H155V97ZM161 98H160V97ZM177 98H176V97ZM182 96V97H181ZM227 96V97H226ZM244 96V97H243ZM252 96H251V98H252ZM254 96H259L260 98H256V97H254ZM110 97V98H109ZM149 97H152V99L151 98H149ZM153 97H154V99H155V101H149V100H154L153 99ZM98 98H100L101 100H99ZM144 98V99H145ZM172 98V99H171ZM174 98V99H173ZM182 98V99H181ZM229 98V99H228ZM241 99V100H239V102H238V99ZM251 98H248V99H251ZM252 98V99H253ZM68 100H69V97L67 98ZM124 99V100H123ZM169 99V98H168ZM178 99V100H177ZM257 99V100H256ZM233 100V101H232ZM237 100V101H236ZM256 100V101H255ZM69 101H71V100H69ZM117 101V102H116ZM167 101H169V100H167ZM181 101V102H180ZM226 101V102H225ZM228 101V102H227ZM234 101H236L235 102V104L238 102V103H240L241 105H242V107H244L246 104H247V106H245L244 108H242L241 106H240V104H237V105H233L234 106V108H232V104H234L233 102ZM261 101H263L262 99H261ZM260 101V102H261ZM64 102V101H63ZM155 102V104H153ZM180 102V103H179ZM232 102V103H231ZM242 102H243V104H242ZM259 102V103H260ZM68 103H69V105L71 104V102H68V101H66L65 103H63V105L64 104H66V105H68ZM103 103H104V105H103ZM121 103V104H120ZM175 103H176V105H175ZM215 103V104H216ZM227 103V104H226ZM229 103H231V104H229ZM261 103H263L264 104V101L263 102H261ZM260 103V104H261ZM119 104V105H118ZM158 104V103H157ZM182 106H181V105ZM65 105V106H66ZM102 105V106H101ZM115 105V106H114ZM149 105V104H148ZM154 105V106H153ZM187 105V106H186ZM210 105H212L211 103H210ZM216 105V106H217ZM120 106V107H119ZM125 106V107H124ZM128 106H130L129 108H128ZM132 106V107H131ZM184 106H186V107H184ZM216 106H214V109H217L218 108V106H217V108H216ZM228 106H230V107H228ZM237 106H240V107H237ZM264 106V105H263ZM67 107V106H66ZM104 107V108H103ZM107 107H108V110H106L107 109ZM111 107V108H110ZM113 107V108H112ZM114 107H116V109H117V111H116V109L114 108ZM118 107V108H117ZM178 109H177V108ZM182 107H184V108H182ZM125 108V109H124ZM128 108V110H126ZM149 108H150V106H149ZM149 108L147 109V110H149ZM151 108H150V110H151ZM159 108V107H158ZM169 108H171V110L169 109ZM218 108V109H219ZM250 108V107H249ZM104 109V110H103ZM119 109V110H118ZM120 109H122V111L120 110ZM130 109V110H129ZM135 109V112L133 111ZM156 109V108H155ZM166 109H168V110H166ZM179 109H180V111H179ZM182 109V110H181ZM112 110V111H111ZM127 112H126V111ZM163 110V111H162ZM173 110V111H172ZM186 110V111H185ZM105 111V112H104ZM146 111V110H145ZM159 111V110H158ZM162 111V112H161ZM170 111V112H169ZM175 111V112H174ZM184 111V112H183ZM216 111V110H215ZM231 111V112H230ZM249 111L252 113H249ZM253 111V112H252ZM121 112V113H120ZM123 112V113H122ZM138 112V113H137ZM148 112V111H147ZM168 112H169V114H168ZM176 114V116H175V114ZM120 113L121 115H118V114ZM127 113V114H126ZM133 113H135V114H133ZM170 113H171V116H169L170 115ZM237 113V114H236ZM116 115L117 114V116L115 117L114 115ZM123 114V115H122ZM126 114V115H125ZM140 114H141V116H140ZM153 114V115H152ZM161 114H163V115H161ZM165 114H168V115H165ZM245 114V115H244ZM255 114V113H254ZM92 115H94L93 116V118H91L92 117ZM133 115V116H132ZM135 115V116H134ZM138 115V116H137ZM157 115V117H155L154 118V116H156ZM247 115V116H246ZM250 115H251V117L252 118H250ZM123 116H126V117H123ZM129 116V117H128ZM143 116V117H142ZM161 116V117H160ZM173 116V117H172ZM210 116H212V114L210 115ZM244 116H245V118H247V119H245L244 118ZM83 117H85V118H83ZM106 117V118H105ZM109 117V118H108ZM111 117V118H110ZM121 117V118H120ZM141 117V118H140ZM149 117H151V118H149ZM161 119H160V118ZM162 117H164L165 118V120H164V118H162ZM169 117V118H168ZM172 117V119H170ZM183 117V118H182ZM192 117V118H191ZM195 117H196V119H195ZM249 117V118H248ZM113 118V119H112ZM124 118V119H123ZM129 118H131V121H129L130 119ZM135 118H137V119H135ZM140 118V119H139ZM148 118H149V120H148ZM154 119V121L156 122L157 121V123H155L154 124V121H153V119ZM180 118V119H179ZM182 118V119H181ZM256 118V119H255ZM83 119V120H82ZM88 119V120H87ZM93 119V120H92ZM96 119V120H95ZM112 121H111V120ZM115 119H117L116 121H115ZM121 119V120H120ZM125 119H126V121H125ZM152 119V120H151ZM162 119H163V121H162ZM176 119L178 120L179 119V121H177V123L175 122L176 121ZM189 119H191V120H189ZM248 119H249V121H248ZM253 119H255L254 121H253ZM108 120H110V122H112L111 124H108ZM118 120H120V121H118ZM128 120V121H127ZM139 120V121H138ZM151 120V121H150ZM162 122H161V121ZM173 120V121H172ZM189 120V121H188ZM195 122H194V121ZM199 120V122H201V121H203V122H201V124L199 123V122H196V121H198ZM201 120V121H200ZM245 120V121H244ZM84 121V122H83ZM86 121V122H85ZM90 121V123H91V125H90V123H88ZM95 121V122H94ZM105 121V122H104ZM123 121V122H122ZM133 121V122H132ZM143 121H144V125H142L143 124ZM170 121V122H169ZM187 121V123L185 124V123H183V122H186ZM207 121V122H206ZM240 121H241V124H239L240 123ZM248 121V122H247ZM93 122V123H92ZM117 122H118V124L119 125H117ZM129 122V123H128ZM147 122H149L150 123V125L153 127V129L154 128H156V129H154L155 131H153V129H151V127L150 126H147L146 124H148ZM151 122H152V124H151ZM158 122L160 123L159 125H158ZM164 122V123H163ZM165 122H168V123H166L165 124ZM179 122V123H178ZM251 122L253 123L252 125H251ZM84 123V124H83ZM85 123H87L86 125H85ZM105 123H107L105 126L103 125V124H105ZM116 123V124H115ZM128 123V124H127ZM142 123V124H141ZM162 123V124H161ZM205 123V124H204ZM208 125H207V124ZM248 123H250V124H248ZM92 124H94V125H92ZM97 124V125H96ZM99 124V125H98ZM132 124V125H131ZM141 124V126H139ZM154 124V125H153ZM172 124V125H171ZM174 124V125H173ZM176 124V125H175ZM178 124V125H177ZM179 124H180V127H179ZM190 124H191V126H192V128H191V130L192 129H194L195 131H194V133L196 132V134H194V136H196V139H193V138H195V137H192V138H190V139H186L187 138V135H185V133H187V131L188 130H186L185 131V128L184 127H186V125L188 126V127H186V129H188L189 128V126H190ZM194 124V125H193ZM199 124V125H198ZM90 125V126H89ZM113 126V127H111V126ZM127 125V126H126ZM128 125L129 126H131V127H129L128 128ZM133 125H135V126H133ZM148 127V128H146V126ZM165 125V126H164ZM195 125H197L198 127H200V129L198 128V127H196ZM201 125V126H200ZM206 125V126H205ZM212 125V124H211ZM249 125V126H248ZM85 126V127H84ZM91 126H95V127H92V128H94V129H89ZM145 128H144V127ZM155 126V127H154ZM179 128H177V127ZM193 126H195V127H193ZM243 126L245 127H248L247 129H246V131H244L243 130ZM252 126V127H251ZM108 127H109V130L111 131V129L113 130V134H112V131L111 132H108ZM110 127H111V129H110ZM115 127H117V128H115ZM122 127V128H121ZM123 127H124V129H123ZM137 127V129H138V131H136L135 130V128ZM157 127H158V129H157ZM171 127V128H170ZM204 127H208L207 129H205ZM241 127V128H240ZM245 127V128H246ZM95 128H96V130H95ZM132 128L136 131V132H134V130H133V132H134V134L137 136V137H133V134H132V136H131V131H132ZM141 128H144L143 130L141 129ZM181 128V129H180ZM195 128H198V129H195ZM203 128V129H202ZM250 128V129H249ZM103 129H105V132H106V130H107V133H105L104 132V130ZM120 129L124 132H122V131H120ZM152 130V132H150V130ZM182 129H184V131L182 130ZM89 130V131H88ZM99 130H100V132H99ZM116 130H117V132H116ZM125 130V131H124ZM139 130H141L140 131V133H139ZM146 130V131H145ZM180 130V131H179ZM189 130H190V128H189ZM201 130V131H200ZM204 130V131H203ZM234 130V129H233ZM243 130V131H242ZM59 131V130H58ZM114 131H115V133H114ZM142 131H145V132H142ZM174 131H175V133H176V135H175V133H174ZM182 131V132H181ZM237 131H235V133L237 132ZM239 131V132H240ZM248 131V132H247ZM261 131V132H260ZM88 132V133H87ZM93 132V133H92ZM98 132L100 133V134H98ZM125 132H127V133H125ZM129 132V133H128ZM131 132V133H130ZM149 132V133H148ZM239 132H237L236 133V136L234 135V137L238 140L239 139ZM249 132L251 133V134H249ZM59 133V132H58ZM97 133V134H96ZM105 133V134H104ZM109 133V134H108ZM143 133H145V135L143 134ZM154 133V134H153ZM180 133V134H179ZM200 134L199 135V137H200V139L197 137L198 136V134ZM246 133L248 134V135H246ZM57 134V133H56ZM102 134V135H101ZM141 134H143V135H141ZM244 134V135H243ZM255 134V135H254ZM51 135V136H52ZM59 135V134H58ZM96 136L97 135V137H94V136ZM104 135V136H103ZM107 137H106V136ZM128 135V136H127ZM151 136V138H150V136ZM246 135V136H245ZM249 135H252L253 136V138H251L250 139V137L251 136H249ZM100 136V137H99ZM102 136V137H101ZM141 136V137H140ZM143 136V137H142ZM147 136H149V137H147ZM152 136H154V138L152 137ZM156 136V137H155ZM164 136V135H163ZM182 136V137H181ZM238 136V137H237ZM60 137V136H59ZM83 137L85 138V139H83ZM92 137V138H91ZM96 139V140H98V142H99V144H98V142L94 139V138ZM133 137V138H132ZM139 137H140V139H139ZM165 137V136H164ZM176 137V138H175ZM178 137V138H177ZM259 137V138H258ZM263 137V138H262ZM89 138V139H88ZM99 138H103V140H101V139H99ZM106 138V140H104ZM132 138V139H131ZM150 138V139H149ZM175 138V139H174ZM189 138V137H188ZM234 138V139H235ZM256 138V139H255ZM54 139H55V143L53 142L54 141ZM80 140V141H78V143H77V140ZM93 139H94V141H93ZM110 139H111V141H110ZM143 139V140H142ZM149 139V140H148ZM168 139V138H167ZM182 141H181V140ZM192 139V140H191ZM198 139H199V141H198ZM232 139H233V137H232ZM233 139V140H234ZM235 139V140H236ZM260 139V141L257 143L256 142V140L258 141ZM263 139V140H262ZM89 140V141H88ZM135 140V141H134ZM175 140H177L176 142H175ZM234 140V141H235ZM251 140V141H250ZM263 141V145L262 144H259L260 142H262ZM81 141H83V142H81ZM92 141V142H91ZM104 142L103 144L105 145H102V143L101 142ZM140 143V146L138 145L139 143ZM143 141H145V143H143ZM147 141V142H146ZM151 141H153V142H151ZM181 141V142H180ZM196 141H198V144H197V142ZM230 141V144L231 143H233L234 144V141H232L231 139L229 140ZM7 142V141H6ZM58 142V143H57ZM80 142V143H79ZM94 142V143H93ZM107 144H106V143ZM111 142V143H110ZM113 142H114V144H113ZM178 142V143H177ZM241 142V143H240ZM253 142V143H252ZM60 143V144H59ZM82 143V144H81ZM137 143V145H135ZM151 143V144H150ZM152 143H154V144H152ZM192 143H196L195 145L193 144V146H192ZM244 143V144H243ZM252 143V144H251ZM254 143H257L256 144V147H259L260 145H262V146H260V147H263L262 149L259 147V150H258V148H256L255 147V145H254ZM57 144V145H56ZM65 144V145H64ZM79 144V145H78ZM91 144H92V146H91ZM101 144V145H100ZM144 144V145H143ZM146 144H150L149 145V147H150V150L148 151V149H149V147L146 145ZM178 144V145H177ZM237 144L238 145H240V144H243V145H240L241 147H240V149H239V146H237ZM4 145V144H3ZM2 144L0 145V151L1 152H3V154L0 152V167L4 170V168L6 167V170H11V171H23V170H25V169H29L30 167V169L31 170H34V167L36 166V163L35 162H37V163H39V161H40V158L38 159V158H34V160L32 159V158H30L31 160L29 161V159H24L25 157L27 158V156H25L24 157V152L23 151H21V149H20V147H18V149H17V154H16V149H14V151H15V153L13 154V149H10V150H12L11 151V153L13 154V155H15V156H13L12 154H10V151L8 150L9 148H10V146L9 147H6L5 148V146H3ZM54 145H56V148L54 147ZM60 145H62V146H60ZM134 145V146H133ZM151 145H152V147H151ZM182 145V146H181ZM188 145V146H187ZM247 145V146H246ZM3 146V147H2ZM58 146V147H57ZM60 146V147H59ZM69 146H70V148H69ZM82 146V148H80V147ZM90 146V147H89ZM96 146H98V148H100L101 149V151H100V149H95V148H97ZM107 146H108V148H107ZM111 146V147H110ZM112 146H113V148H112ZM134 147V149H135V147H136V151H133L131 148L132 147ZM139 146V148H137ZM143 146V147H142ZM179 146V147H178ZM186 146V148H184ZM246 147V148H244V149H246V151L242 148V147ZM249 146V147H248ZM69 149H68V148ZM79 147V148H78ZM83 147H85V149H83ZM102 147H104L103 149H102ZM144 147H148V149H146L145 148V150H144ZM192 147H194V150H192L193 148ZM59 148V149H58ZM62 148V149H61ZM86 148H88V150L86 149ZM115 148V149H114ZM153 148V149H152ZM198 147H197V149H199ZM255 148V149H254ZM5 149V150H4ZM6 149H7V151H6ZM20 149V150H19ZM23 149V148H22ZM58 152V154H59V152H60V156L61 157H63V158H61L60 156H58V154H57V152H55V150ZM78 149V150H77ZM105 149H109L108 150V152L109 153H111V154H109V153H106V151L107 150H105ZM130 149V150H129ZM139 149V150H138ZM183 149V150H182ZM186 149V150H185ZM252 151H251V150ZM253 149L255 150L254 152H253ZM257 149V150H256ZM62 150V151H61ZM68 150V151H67ZM77 150V151H76ZM81 150V151H80ZM105 150V151H104ZM115 150V151H114ZM127 150H129V152L127 151ZM144 150V151H143ZM151 150H154V151H152L151 152ZM174 150H171L172 152L174 151ZM191 150L193 151V152H191ZM50 151V152H49ZM94 151V152H93ZM95 151H97V152H95ZM131 151V152H130ZM140 151H142V152H140ZM147 151H148V155H146L147 154ZM174 151V152H175ZM176 151V152H177ZM202 151V152H201ZM236 151H237V153H236ZM243 151V152H242ZM250 151V152H249ZM21 152H23V154L21 155ZM57 154V156L55 155V153ZM68 152V153H67ZM71 152V153H70ZM88 152V153H87ZM115 152V154H114V156L112 155L113 153ZM126 152V153H125ZM134 152V153H133ZM137 154H136V153ZM150 152H151V154H150ZM221 152V153H220ZM234 152V153H233ZM242 152V153H241ZM257 152H259V153H257ZM7 153H8V155L10 156V158L8 159V160H6V158H8V157H6L5 158V156L4 155H7ZM51 153V154H50ZM54 153V154H53ZM74 153V154H73ZM78 153H82L83 154V156L85 157V158H83V156L80 154V156L78 155ZM101 153H106V154H108V158L106 159V160H104V159H102L103 157H104V155H106V154H101ZM122 153V154H121ZM145 153V154H144ZM191 153V154H190ZM195 153V154H194ZM229 153V154H228ZM256 155H255V154ZM47 154V153H46ZM118 154H120V155H118ZM135 154L136 155H141V156H143L144 157V155L146 156V157H142L143 159H137L136 157L137 156H135ZM200 154H202V155H200ZM223 154V155H222ZM226 154V155H225ZM229 156H228V155ZM242 154H244L243 156H244V158H243V156H241ZM259 154V155H258ZM48 155V154H47ZM62 155H64V156H62ZM101 157H100V156ZM112 155V156H111ZM123 155V156H122ZM126 155V156H125ZM128 155H130V156H128ZM155 155V156H154ZM206 155V156H205ZM218 155V156H217ZM235 155V156H234ZM237 155V156H236ZM240 155V156H239ZM246 155V156H245ZM53 156V157H52ZM90 156V157H89ZM91 156H93V157H91ZM94 156H97V158L96 157H94ZM125 156V157H124ZM131 156H132V158L134 157V158H136V160L135 159H133V161H132V163H131V160H130V158H131ZM154 156V157H153ZM195 156V157H194ZM200 156V157H199ZM230 157L229 158V160L227 161V159H228V157ZM251 156H252V158H251ZM256 156V158H254ZM257 156H259V158L257 157ZM12 157V158H11ZM20 157H24L23 159L22 158H20ZM60 158V161L58 162V158ZM71 157V158H70ZM74 157V158H73ZM77 157V158H76ZM89 157V158H88ZM100 157V159H101V161L102 160H104L103 161V163H101V161L98 159ZM106 157V156H105ZM104 157V158H105ZM118 157V158H117ZM124 157V158H123ZM128 157V158H127ZM152 157H153V160H152ZM188 157V158H187ZM190 157V158H189ZM202 157H203V159H202ZM213 157H214V159H213ZM216 157H218V161H216ZM225 157V158H224ZM232 157H233V160H232ZM240 157H242L244 160L246 159V160H249V161H245L246 163L248 162V164H247V168L245 167V162L242 164V161H241V164H240V160L239 159H241ZM246 157V158H245ZM250 157V158H249ZM16 158V159H15ZM18 158H20V159H18ZM47 158H48V156H47ZM69 158V159H68ZM78 158H80V159H82V160H84V162L82 161V163H79L80 162V159H79V161H77L78 160ZM112 158V159H111ZM149 158V159H148ZM156 158V159H155ZM192 158H193V160H192ZM201 158V159H200ZM204 158H206V159H204ZM220 158V159H219ZM236 159V161H235V159ZM239 158V159H238ZM249 158V159H248ZM5 159V161H3ZM16 160V162H17V159H18V164H16V162H14L13 160ZM58 159V160H57ZM77 159V160H76ZM87 159V160H86ZM122 159H123V163L122 162H119V161H122ZM125 159V160H124ZM129 159V160H128ZM162 159V160H161ZM210 159L212 160V161H210ZM259 159V160H258ZM13 161V162H10V164H11V166L9 165V161ZM25 160H27L26 162H25ZM39 160V161H38ZM55 160H57V162H56V164H55ZM72 160V161H71ZM93 160V161H92ZM95 160V161H94ZM98 160V161H97ZM110 160H111V162H110ZM187 160V161H186ZM202 160V161H201ZM208 160V161H207ZM215 160V161H214ZM239 160V161H238ZM251 160V161H250ZM254 160V161H253ZM2 161V162H1ZM66 161V162H65ZM74 161V162H73ZM92 161V162H91ZM96 161H97V163H96ZM105 161H107V163L105 164ZM118 161V162H117ZM189 161V162H188ZM200 161V162H199ZM220 161H223V162H220ZM231 161V162H230ZM5 162V163H4ZM7 162V163H6ZM33 162L35 163V164H33ZM68 162V163H67ZM95 162V163H94ZM116 162V163H115ZM124 162H125V165L127 166H121V163L122 164H124ZM146 162V163H145ZM157 162V163H156ZM185 162H187V164H185ZM190 162H192V164H189ZM196 162V163H195ZM203 162V163H202ZM205 162V163H204ZM210 162V163H209ZM212 162H215V163H213V164H211ZM217 162V163H216ZM230 162V163H229ZM237 162V164H234V163H236ZM4 163V165H2ZM15 163V164H14ZM28 163V164H27ZM31 163L33 164V166L31 165ZM62 165H61V164ZM109 163V164H108ZM117 163H118V165H117ZM135 163V164H134ZM162 163H164V162H162ZM194 163V164H193ZM221 163H222V166H221ZM225 163H226V165H225ZM10 167H12V168H8L9 166ZM12 164H14V165H12ZM48 164V163H47ZM120 164V165H119ZM159 166H158V165ZM165 164V163H164ZM202 164V165H201ZM212 166V167H208V166H210V165ZM220 164V166L218 167V165ZM228 164V165H227ZM253 164V165H252ZM27 165V166H26ZM31 165V166H30ZM35 165V166H34ZM59 165V166H58ZM67 165V169L65 168V166ZM71 165H73L72 167H70ZM139 165H140V167H139ZM143 165H148L147 167H145V166H143ZM150 165V166H149ZM154 165V166H153ZM214 165V166H213ZM216 165V166H215ZM224 165V166H223ZM255 165H256V167L257 168H254L255 167ZM3 166V167H2ZM14 166V167H13ZM27 168H26V167ZM48 166V165H47ZM52 166V167H53ZM103 166V167H102ZM137 166V167H136ZM158 166V167H157ZM199 166V167H198ZM242 166H244V167H242ZM251 166H252V169H250V172L249 171H247L249 168H251ZM254 166V167H253ZM132 167V168H131ZM134 167H135V170H136V172H132V170H134ZM159 167H160V169H159ZM163 167V168H162ZM188 167H187V169L186 170H188ZM203 167V168H202ZM206 167V168H205ZM235 167V168H234ZM238 167V168H237ZM241 167V168H240ZM33 168V169H32ZM64 168H65V170H66V172H65V170H64ZM120 168V169H119ZM123 168H125V170H126V172H125V170L123 171ZM146 168H147V171H146ZM148 168H149V170H148ZM158 168V169H157ZM194 168V169H193ZM197 168V169H196ZM200 168V169H199ZM222 168H226V169H222ZM12 169H14V170H12ZM16 169V170H15ZM69 169V170H68ZM141 169H142V171H141ZM156 169V170H155ZM166 169H168V168H166ZM181 169V170H182ZM196 169V170H195ZM219 169H221V170H219ZM239 169V170H238ZM240 169L242 170V171H240ZM64 170V171H63ZM108 170V171H107ZM131 170V171H130ZM145 170V171H144ZM152 170H154V171H152ZM202 170V171H201ZM223 170V171H222ZM236 170V171H235ZM247 172H246V171ZM251 170H252V173H251ZM255 170V171H254ZM21 171V172H22ZM62 171V172H61ZM100 171V172H99ZM105 173H104V172ZM129 171H130V173H129ZM152 171V172H151ZM222 171V172H221ZM243 171L244 172H246V173H243ZM254 171V172H253ZM24 172V171H23ZM132 172V173H131ZM140 172V173H139ZM143 172V173H142ZM150 172V173H149ZM154 172V173H153ZM196 172V173H195ZM201 172V173H200ZM206 172V173H205ZM221 172V173H220ZM242 172V173H241ZM100 175L99 177H98V174ZM103 173V174H102ZM126 173V174H125ZM128 173V174H127ZM136 173H138V176H137V174ZM148 173L150 174V175H148ZM158 173V174H157ZM194 173V174H193ZM198 173H200V174H198ZM204 173V174H203ZM229 173V174H228ZM231 173V174H230ZM239 173V174H238ZM241 173V174H240ZM250 173V175L251 176H249L248 174ZM255 173V174H254ZM95 174V173H94ZM106 176H105V175ZM113 174V175H112ZM125 174V175H124ZM136 176H135V175ZM155 174H157V175H155ZM195 174H197V175H195ZM220 174V175H219ZM245 174H247L246 176H245ZM260 174V175H259ZM65 175H66V177H65ZM107 175H109V176H107ZM114 175H115V177H114ZM131 175V176H130ZM148 175V176H147ZM154 175V176H153ZM226 175V176H225ZM231 175V176H230ZM240 175V176H239ZM122 178H121V177ZM131 178L130 180H128L129 178ZM132 176H133V178H132ZM143 176V177H142ZM147 177V179L145 178V177ZM151 178H150V177ZM156 176V177H155ZM202 176H205V177H202ZM218 176H219V180H218ZM224 176V177H223ZM233 176V177H232ZM237 176H239L238 177V179L240 180H238L237 179ZM243 176H245V179H246V177L247 178H249V179H246L248 182H249V184H246V186L245 185H241V184H245V183H243L242 181V179L244 178ZM259 176V177H258ZM60 177V176H59ZM61 177H60V179H61ZM102 177V178H101ZM123 177H125V178H123ZM149 177V178H148ZM153 177H154V179H153ZM194 177V180L192 179V178ZM200 177V178H199ZM202 177V178H201ZM207 177V178H206ZM233 178V179H229V178ZM243 177V178H242ZM252 177V178H251ZM63 178V177H62ZM115 179V180H113V179ZM135 178L137 179V180H135ZM157 179V181H156V179ZM160 179V182H159V179ZM162 178H165V179H162ZM224 178V179H223ZM228 178V179H227ZM242 178V179H241ZM259 178V179H258ZM122 179H125L124 181L122 180ZM183 179V180H182ZM202 179V180H201ZM206 179V180H205ZM223 179V180H222ZM236 179V180H235ZM245 179H244V181H245ZM256 179V180H255ZM62 180V179H61ZM121 181V182H118V181ZM134 180V181H133ZM161 180L163 181V182H161ZM176 180H177V178H176ZM197 180V181H196ZM202 182H201V181ZM222 180V181H221ZM226 180V181H225ZM229 180L231 181V182H229ZM258 180H259V182H258ZM129 181V182H128ZM132 181V182H131ZM175 181V180H174ZM223 181H225V182H223ZM227 181H228V184H229V186H226L225 187V183H226V185H228L227 184ZM247 181H246V183H247ZM131 182V183H130ZM185 182V183H184ZM187 182H188V184H187ZM200 182V183H199ZM217 182V183H216ZM221 182V184H219ZM223 182V183H222ZM238 182V183H237ZM239 182H240V184H239ZM119 183V184H118ZM126 183H127V185H126ZM131 184V185H129V184ZM252 183V184H251ZM98 184V183H97ZM181 184V185H180ZM202 184H203V187H202ZM205 184V185H204ZM238 184V185H237ZM115 184L113 185V187H115L116 186ZM184 185V186H183ZM186 185V186H185ZM193 185V184H192ZM195 185H193V186H195ZM207 185V186H206ZM216 185H218V186H216ZM222 185H224V187L222 186ZM231 185H232V187H231ZM235 185V186H234ZM52 186H54V183H53V185ZM125 186V187H124ZM160 186V185H159ZM192 186V187H193ZM221 186V187H220ZM238 186V187H237ZM243 187L242 189L240 188V187ZM124 187V188H123ZM183 187V188H182ZM186 187V188H185ZM191 187V186H190ZM215 187H216V190H217V188H218V192L216 191V190H214L215 189ZM250 187H247V190L245 191V195L247 194V196H246V198H250V197H254L255 199H256V196L255 195H257L256 193H254V195L253 194H250L249 195V197H248V190H250ZM253 187L251 188V189H253ZM52 188V187H51ZM122 189V190H120V189ZM127 188H128V191H130V189H131V191L133 192H130V194L131 195H133V197L131 196H129L128 198H127V196L129 195V192L127 191ZM210 188H211V190H210ZM212 188H213V190H212ZM220 188V189H219ZM238 190V191H236V189ZM204 189V190H203ZM206 189V190H205ZM209 189V190H208ZM223 189L221 190L222 192H223ZM49 190L51 191L52 189H50L49 188ZM48 190V191H49ZM127 191L128 193L126 194L125 193V191ZM189 190H191L190 192H188ZM197 190V191H198ZM122 191H124V194H123V192ZM137 191H139V192H137ZM160 191H162V192H164V195H165V193H166V190L164 191V190H160ZM206 191V192H205ZM208 191H210L209 193H208ZM216 191V192H215ZM243 191V192H242ZM248 191V192H247ZM251 192H252V190H250ZM134 192H136L135 194H134ZM161 192V193H162ZM214 192H215V194H214ZM227 193H229V194H231L229 191H226ZM234 192L238 195V196H236V194L234 195ZM239 192V193H238ZM247 192V193H246ZM155 193V192H154ZM161 193H160V195H159V190H158V193H157V191H156V195H155V197H154V201L152 200V203H151V208H152V206H153V210L155 209V208H157V209H161L162 208V206H163V208L165 209V206L166 205H168V204H166L165 205V203L166 202H168V200H169V202L170 203H175L176 202V199L174 200V202H173V200H170L169 198H166V200L164 201L163 199H165V198H161L162 196H164V195H161ZM214 195H213V194ZM218 193V194H217ZM253 193V192H252ZM121 194V195H120ZM123 194V195H122ZM126 194V195H125ZM158 194V195H157ZM163 194V193H162ZM202 194V195H201ZM205 196H204V195ZM182 195V194H181ZM189 195H191V197H193V198H190V196ZM212 195V196H211ZM251 195H253V196H251ZM258 195H260V194H258ZM258 195H257V197H258ZM125 196V197H124ZM157 196H159V197H157ZM216 196V198H214ZM124 197V198H123ZM156 197H157V199H156ZM165 197V196H164ZM130 198H132V200L130 199ZM159 198V199H158ZM189 198V199H188ZM196 198V199H195ZM201 198H202V200H201ZM253 198V199H254ZM262 198L264 199V195L262 196ZM261 198V199H262ZM125 199V200H124ZM126 199L128 200V201H126ZM129 199H130V201H129ZM215 199V200H214ZM251 200H252V198H250ZM260 200V201H258V200H256L257 202H262L263 201V203H264V200ZM200 200H201V202H200ZM212 200L214 201V203L212 202ZM157 201V203H155ZM164 204V205H162L161 204V202ZM183 201V202H184ZM207 201V202H206ZM210 201V202H209ZM222 201V202H221ZM255 201V202H256ZM221 202V203H220ZM125 203V204H124ZM154 203H155V205H154ZM159 203V204H158ZM178 203V202H177ZM177 203H175L176 205H179V204H177ZM196 203L198 204V205H196ZM200 203H202L203 204V206H202V204H200ZM259 203H256V204H259ZM262 203V205H261V207L262 208H264V204ZM131 204V203H130ZM129 204V205H130ZM133 204V203H132ZM134 204V205H135ZM156 204H158V205H156ZM195 204V205H194ZM205 204H207V205H205ZM213 204V205H212ZM125 205V206H124ZM169 205H171V204H169ZM199 205H201L200 207H199ZM211 205V206H210ZM155 206H157V207H155ZM180 206V205H179ZM178 206V207H179ZM194 206V207H193ZM181 207H182V205H181ZM197 207V208H196ZM211 207V208H210ZM190 208L192 209L191 211H190ZM194 208V209H193ZM203 208V209H202ZM200 209V210H199ZM162 210V209H161ZM198 211L199 210V212H196V211ZM211 210V211H210ZM193 211V212H192ZM208 211V212H207ZM243 211V210H242ZM241 211V213H243ZM190 212V213H189ZM155 213V212H154ZM194 213H196V214H194ZM198 213V214H197ZM199 213H203L202 215H199ZM155 214H158V211L155 213ZM198 215V216H197ZM221 215V216H220ZM220 215H219V218L222 220V219H224L223 221H225V219L226 220H229L230 218H227L226 217V215L227 214H225L224 212L222 213H220ZM155 215H153V217H152V219L154 220V223L152 222L153 220H151L149 223L150 224H155V225H159L160 227L159 228H150V229H152V230H150L151 232L153 231V229H155L157 232H159L158 234H161L162 236H164V234H171V231L170 230H172V228L173 227H171V225H168L167 223H166V220L167 219H165V223H164V220L162 219V221H157V220H159V218L158 217H154ZM224 216H225V218H224ZM97 217V216H96ZM96 217H94V218H96ZM196 217V218H195ZM197 217H199L198 219H197ZM223 217V218H222ZM100 217H98V219H99ZM101 218H103V217H101ZM158 218V219H157ZM209 218V219H208ZM157 219V220H156ZM203 219H205V220H203ZM101 220V219H100ZM103 220V219H102ZM101 220V221H102ZM193 220V221H192ZM225 222H227L228 223V221H225ZM229 222H231L233 225H231V227H230V225L228 224L227 226H229V228H231V230H233L234 229V225H235V223L237 224V222H233V221H231V219H230V221ZM164 223V224H163ZM210 223H212V224H210ZM215 223H217V222H215ZM230 223V224H231ZM166 225V227H168L169 226V228H171V229H168V228H166L165 226H163L162 227V225ZM202 224H203V226H202ZM205 224V225H204ZM239 225H240V223H239ZM239 225L237 224L236 225V229L235 230H237V232L235 231V230H233L232 232L230 231V230H228L227 232H228V234H230L231 233V235L234 233L235 234V236H238V234L240 235V238H242V236H241V225H240V227H239ZM210 226V227H209ZM162 228V229H161ZM203 228V229H204ZM233 228V229H232ZM161 229V230H160ZM200 229V228H199ZM155 230L153 231L154 233H156L155 232ZM160 230V231H159ZM170 231V233H169V231ZM205 230H203V234L205 235ZM239 230V231H238ZM166 232V231H168V232H166V233H164V232ZM173 231V230H172ZM230 231V232H229ZM235 231V232H234ZM163 233V234H162ZM236 233H238V234H236ZM208 234H210V233H208ZM169 235H166V236H164V237H162V239H160V241H159V239L157 240V238L158 237H160V236H156L157 238H155L154 240L156 241V247H157V249L155 250H153V251H151V255H150V258L146 261V259H145V261L143 260V262L142 261H140V263H138V264H160V262H162L165 258H168V259H166V260H168L169 261V263L170 264H181V262H182V264H198L197 263V261H195L196 259L195 258H193V256L192 257H190L191 256V254H189V255H187V253H190L188 250V252L186 251V249H184V251H183V248H178V247H176L175 245H174V243H172V244H170V245H173L172 247L169 245L168 246V244H166V243H169L170 242V239L172 238L173 239V237H169ZM207 235V234H206ZM231 235H229L230 237H231ZM75 236H76V234H75ZM80 236V235H79ZM234 235L232 236V237H234V239L236 238ZM17 237V236H16ZM77 237H78V235H77ZM160 237V238H161ZM166 237H168V238H166ZM231 237V238H232ZM164 238H166V239H168V240H166V239H164ZM240 238H238L239 240H240ZM164 239V240H163ZM171 239V240H172ZM163 240V241H162ZM166 240V241H165ZM236 240H237V238H236ZM12 241V240H11ZM158 241V242H157ZM162 241V242H161ZM169 241V242H168ZM238 241V240H237ZM241 241H243V240H241ZM241 241H239V243L241 242ZM244 241H245V244H246V240L244 239ZM244 241L243 242H241V245L242 244H244ZM160 243L161 244H163L164 245V248H162L163 246H161L160 245ZM98 244V245H97ZM159 244V245H158ZM155 245V244H154ZM94 246H95V249H94ZM242 246H244V245H242ZM96 247H99L100 248V244L99 243H96V244H93L92 245V249L94 250V252L95 253H97L98 255H107L108 256V253H106V251H101V248H100V250H99V248H98V250L96 249ZM155 247V246H154ZM153 247V248H154ZM155 247V248H156ZM166 247V248H165ZM169 247V248H168ZM171 247V248H170ZM175 247H176V249L178 248V249H182L181 251L180 250H178V251H176L175 250ZM240 247V246H239ZM246 247V246H245ZM244 247V248H245ZM1 248H3V247H1ZM64 248V249H63ZM62 249H63V251H62V249H61V251L60 252H62L61 254V256H59V257H63V255L65 254V252H67V254L69 253V250L71 249V247L69 246V245H67V246H65V247H63ZM159 248H160V250H159ZM243 247H242V249H244ZM166 251H165V250ZM238 250L239 249H241V247L240 248H237ZM241 249V250H242ZM65 250H67V251H65ZM97 250V251H96ZM161 250H162V252H161ZM236 251V250H234L233 252H234V254H233V258H231V260L233 259V261H231L232 263H236V264H249L250 262V264H252V263H258V261H259V257L257 258V255L256 254H254L253 252H249V251H245V249H244V251H243V253H242V251L240 250V252L239 251ZM65 251V252H64ZM89 251V250H88ZM155 251H156V253H155ZM164 251V252H163ZM168 251L170 252V253H172V251H175V253L173 252L172 254H168ZM180 251V252H179ZM157 252H160V253H157ZM177 252H179V253H177ZM237 252V253H236ZM64 253V254H63ZM182 253V254H181ZM238 253H240V256H238L239 254ZM245 253H247V254H245ZM154 254V255H153ZM173 254H175V255H173ZM237 254V255H236ZM244 254L246 255V256H244ZM152 255H153V258H151L152 257ZM155 255L157 256V257H155ZM160 255H162V256H160ZM163 255H166L165 256V258H164V256ZM187 255V256H186ZM242 255V256H241ZM6 256V255H5ZM7 256L9 257V256H11V254H7ZM161 258H163V259H161ZM179 256V257H178ZM109 257V256H108ZM107 257V261H109V263L111 262V264H113L114 262H117L118 261V263H119V261H120V263L119 264H122L121 263V260H119V259H117V261L114 259V258H111L114 262H112L111 260H109L110 259V257L108 258ZM173 258V259H171V258ZM176 257V258H175ZM181 257V258H180ZM183 257L184 258H186V259H184L185 260V262L183 261ZM236 257H241L240 258V261H237L238 259L236 258ZM175 258V259H174ZM178 258V259H177ZM244 258H246V259H244ZM177 259V260H176ZM181 259H182V261H181ZM234 259H235V262H234ZM244 259V260H243ZM248 259V260H247ZM258 259V260H257ZM88 260V259H87ZM87 260H83V261H81L80 262V264H83L84 262H86V263H84V264H89V261L91 262V260H89L88 261V263H87ZM166 260H164V262H162V263H165V261ZM174 260L175 261H177V262H174ZM178 260H179V263H178ZM251 260V261H250ZM1 261H2V263H1ZM93 261V260H92ZM160 261V262H159ZM173 261V263H171ZM181 261V262H180ZM237 261V262H236ZM7 263V261L5 260V258H0V264H6ZM27 262H29V259H26V260H24V261H22V263L24 264H26ZM58 262H59V260H58ZM142 262V263H141ZM153 262V263H152ZM155 262V263H154ZM157 262V263H156ZM159 262V263H158ZM188 262V263H187ZM228 263H230L229 261H227ZM240 262V263H239ZM260 262V261H259ZM108 262H106L105 261V263H102V264H109ZM161 263V264H162ZM228 263H226V264H228ZM255 263V264H256ZM21 264V263H20ZM91 264H95L94 263V261L91 263ZM123 264H125V263H123ZM260 264V263H259ZM261 264H264V262H261Z\"/></svg>", "mask_w": 264, "mask_h": 264}]
</instances>
